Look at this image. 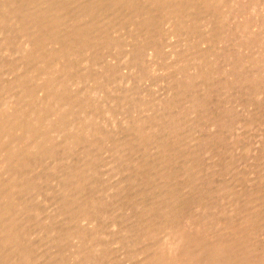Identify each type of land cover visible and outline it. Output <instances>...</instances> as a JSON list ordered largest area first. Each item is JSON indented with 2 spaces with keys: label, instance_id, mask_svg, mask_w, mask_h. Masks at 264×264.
I'll return each instance as SVG.
<instances>
[{
  "label": "rangeland",
  "instance_id": "obj_1",
  "mask_svg": "<svg viewBox=\"0 0 264 264\" xmlns=\"http://www.w3.org/2000/svg\"><path fill=\"white\" fill-rule=\"evenodd\" d=\"M26 1V2H25ZM18 0L16 3L15 2H13L14 3V5H11V8L12 9H14L15 8V10L17 9V12L19 11V10H22V12H20L19 11V13H23V11H24V9L23 8H26L27 6H26V4H28V1H30V0ZM32 1V0H31ZM40 1H42V0H33V2L35 3V2H37L36 3V6H35V8L38 6V5H40L37 9H42L43 10V16H42V20H43V23L42 22H29V20L28 21H26L25 19H28V16L30 15L29 14V12H25V13H23V15L21 16V17H19V16H15V15H11V16H9V17H7L6 18V22H4V21H2L1 19H3V18H1V15H0V33L2 32V33H4L3 34V36L4 37H2V35H0V42H1V40L3 39V40H5V42H9V44L10 45H7V43H6V45H7V48L8 47H11V48H8V49H6L5 47H6V45H5V42L4 41H2L3 42V44H1L0 43V45L2 46V47H0L1 48V50H0V61L2 62V61H4V63L5 64H3V62H2V64H1V62H0V71H1V76H0V99H1V101H0V109H1V111L3 110V109H5L4 111L5 112H3L2 114H9V113H12L13 111H12V108L13 107H15L16 109H20L19 107L22 105V107H21V109H27V108H29V106H27V108H26V99L24 98V94H23V89L21 88H18V89H16L15 87H18V86H16V83H20L22 80L24 81V80H26V81H24V83H25V89H27V91H28V89L30 88H32L33 86L34 87H37V88H34V90H33V88L30 90L29 89V92L30 91H32V93H30V95H31V97H30V101H32V99L35 97V98H37V99H33V101L32 102H30V103H32V105H31V107H34L35 106V104L34 103H36V104H38V105H36L34 108L36 109V108H38L40 105H39V103L41 102L40 101V99L42 100V98L40 97V92H38V90H40L41 89V87L42 86H40V85H43L44 83H45V79L44 78H42V76L40 77L39 75H40V71H39V69L40 68H42L43 66H39L40 65V63L43 65V63H44V65L46 66V68L48 67L47 66V62H48V60H47V58H44V56H43V58H40V59H38V58H36L35 56H30V55H28V54H25L26 53V51H27V48H26V46H27V44H22V43H27V41H28V39H27V36H30V35H32V33H33V31H34V33L37 31L36 29H38L42 24H43V26L40 28L41 30H44V31H49V30H53V29H58V30H61V31H70V27H71V30L72 29H80L81 27H84L85 29H87L86 30V32H88V33H91V34H94V33H97V34H95V36H93V38H91V41H92V43H91V41L88 43V45L89 44H91V46H88L87 47V49L86 48H82V51H81V55H83V57L81 56V55H79L80 56V62L78 63V66H77V74H78V71H79V74H80V72H81V76H83V75H87V77L85 76V78L84 79H82L80 82H78V83H76V87L77 88H75V87H73L74 85H72L71 86V88L69 89L70 90V93L72 94V95H76V94H80V95H76L77 97H78V102H77V105H78V107L81 105V106H83L82 108H81V106L78 108L77 107V105H76V107L75 108H77L76 109V112L78 111V109L79 110H81V113H79L80 111H78L77 113H75L77 116H80L79 118L81 119V117H82V119H84V121L83 120H79V122L81 123H79V126H77V127H80V125H81V128H84V131H83V129H82V131H81V128H77L75 131H72V130H70L69 131V129H68V127L66 128V126H65V129L63 130L62 129V127H60L61 129H62V132L60 131L61 129H57L58 130V132H54V134L53 133H51V136L53 137H50L49 138V141H47V142H44V144L46 145V146H44V144H43V148H45V147H47V148H45L46 150H49L52 146L54 147V145L56 144V142H57V144L56 145H58V147H56V145H55V147H54V149L56 150H50L51 152H52V155L51 154H48V155H44V154H37V153H34L33 155H32V153L33 152H35L34 150H32V153H30V148H31V144L33 145L34 143H35V141H36V139H37V137H34V139L33 138H30V144L29 143H27V145L28 146H30V148L28 147V146H26L27 148H25L24 146L25 145H23L22 146V151H21V154H20V156L23 154V152H25V149H26V151H27V149H28V152H26V153H24L23 154V156H24V159H28V162L30 163L31 162V165H29L28 167H22V171L24 172H22L21 171V173H22V175H25L26 176V179L28 180L29 178L28 177H30L31 176V178L30 179H32V181L34 182H32L33 184V186H32V190H29L28 191V198H27V193L25 194V193H21L19 196H17V198H19V200H18V204H19V206L21 205V204H23L22 202H24V204L22 205V206H24V207H21L22 209V211H26V209H27V214L28 215H30L29 217H28V215L26 214V213H24V212H22V211H20V210H15V212L14 213H16V214H14V218H16V217H18V218H16L15 219V221H17L16 222V231H17V233L19 232V233H21L20 231H22L21 229H23V233H24V230H25V235H24V237L22 236V239H24V241H22V242H13V243H11L10 245H8V246H5L6 248H5V250H7L6 252H5V254L7 253L8 255H9V257H8V255L5 257V255L4 256H2V257H0V264H7L8 262H9V260H10V262L8 263V264H12L11 262L13 261V264L15 263V264H22V262L24 263L25 261V263L24 264H26V263H29V261H30V263L29 264H38V263H40V261H41V263L40 264H47L48 262H50L49 264H59L60 262V264H74V262H75V264H76V261H77V264H86V260H87V258H88V264H97V262H98V264H140V263H142L143 261L142 260H144L149 254H152L151 252H153L152 250H153V248H155L159 243H162L163 241H164V233H162V232H160V231H162V230H164V229H167V228H170V227H168V226H165V225H163V224H166L167 222H169V223H176L177 225L179 224V222L181 221L180 219H183L181 222L183 223H180V224H182V225H180V227H179V225L177 226V227H179L180 229H185V227H186V229H187V231H186V229H185V231L183 232V234L185 235V234H187V236H189L190 234L188 233V232H193V234H197L198 233V228H197V226L195 225V224H192V223H194V221H196V220H193V219H195V218H193V216H197L195 213L197 212L196 210H198V208H196L195 207V205L196 206H199V205H202L203 203H206L205 204V206H204V204H203V207L206 209V208H208L209 207V202H211L212 200H217L216 199V197L219 199V197H220V199H222V201L220 202V199H219V201H218V205H221V206H219V208H221L223 205H224V201H225V203L227 202L228 203V201L229 202H237L236 203V205H234L233 206V204H232V207L234 208L235 206H238L237 208H238V211H237V209H236V207L233 209L232 207H230V208H228L227 207V205L228 204H226V209L228 210V211H232V213L229 215V214H227L228 213V211H226V222L224 221L223 222V224H221V225H219L220 226V228H219V226H217V227H213L212 226V224H211V226L215 229H213V228H211V229H213V230H211V229H208L209 230V233H207V234H209V235H214V237L212 236V238H211V236H207L206 235V237H205V235H204V233H206V231H202L201 232V234H200V232H199V234H197L196 236L197 237H199V241H201L202 239H203V242L204 243H207V242H205L206 240L208 241V244L211 242V244L213 243V244H216V242H218V240H220L222 237H223V239H226V241H227V243H232V245L231 244H228L229 246V249H228V251H227V253L225 252L224 254H228L229 253V255H232V261L233 262H237V257L234 259V256H233V253L235 252V250H236V252H238L239 251V254H240V256L238 255V254H236V253H234V254H236V255H238V258H240V260L238 261V263L239 262H241L242 260H245L246 259V261H248V262H251V263H254V264H264V235H262V234H264L263 232L264 231H260L261 229L262 230H264V185L263 184H260V182H258V181H261L262 179H264V87H262V86H264V74H263V70H264V62L262 63L261 62V64L259 65V64H257L256 66H254V64L252 65V64H249L250 62H244V59H242V58H249V59H253V60H258L259 58L260 59H263V58H261V57H264L263 55L262 56H260L261 54H263L264 52L261 50V52H257V51H259V50H254V52H255V54H252V52H250V51H248V50H246L245 48H243V45L242 46H239V45H235L234 44V42L233 41H229V40H226V43L225 42H223V41H216V39H214L215 37H217L216 36V34L214 35V36H212L211 37V35H213V33H215V32H213V30H215V28L216 29H218L220 26H218V22L220 21V23H219V25H222L221 24V22L222 23H224L223 24V26L224 25H226V23H227V25H226V29L227 28H230L229 26H230V24H231V22H232V24H231V26L233 25V27H235L236 25H238L241 21H243L242 19H240V21H239V19H238V21H237V18H236V20H234L236 23L238 22V24H236L234 21H232V19H235V18H233L234 17V11L235 10H237V9H235V8H232V9H230L229 10V8L227 9H222L220 12H222V14H223V12H225L226 13V17H227V12L228 11H230V12H228L229 14H228V16H230L232 13V15L230 16V17H222V19H221V17H218V18H220V19H217V17L215 16V18L213 17V15L212 14H210V15H206L205 17V19L203 18V13H201V12H203V10L204 9H206L205 10V12H209V8H204L203 10H199V12H200V15L202 16V17H199V19L200 18H203L202 19V21L201 20H199V19H197L196 17H197V13L195 14V15H191V11H195L196 9H198L199 7H201V5L203 4L201 1H199V0H197V1H193V2H190V0H188L189 1V3H193V4H191V6H195L194 8H193V10H189V11H187L186 13H185V17H183V19L185 20H187L188 22L189 21H191L192 20V18H194V16H195V20H197L198 22H196V21H194V22H196V24H192V23H194V22H192L191 24L193 25V29L191 28V26L189 27V28H191L190 30L192 31L191 33H189L190 32V30H183L182 28H178V27H175L174 25H171V27L172 28H170V26H169V24H167L166 22H165V25L166 26H164L163 24L164 23H162V25L164 26H161V23L159 24H157L156 25V27H155V31H152L151 32V34L149 35V33H147L148 31H146V29H145V26H144V28L141 26L142 24H143V21L144 20H146V19H148V18H146L147 16L146 15H144V16H140L141 18H138V19H140V20H137V19H135L136 21H135V24H133L134 23V21H133V23H132V26L134 25V26H136L135 28H133V27H131L130 26V28L132 29H130L129 28V30H128V25H127V20H126V22L124 21V18H122L123 20H121V16H123V17H126V14L128 15V13L127 12H129V10L127 9V12L125 11V9L124 8H122V7H117L116 6V8L114 7L115 5L113 4V0H101L103 3H102V5H101V3H97V2H99V0L97 1V0H95L93 3L91 2L92 0H88V2H87V0L85 1V0H78V2H80V3H78L76 0H74V2H73V0H68V1H66V0H57V1H55V0H45V2L47 1V3H44V2H40ZM100 1V2H101ZM106 1V2H105ZM142 1L143 0H139V4H141V5H143V3H142ZM188 1L186 2V0H182L181 1V3L182 4H188ZM192 1V0H191ZM247 1V0H246ZM242 2L241 4H247V2ZM259 1H260V3H259ZM257 0L256 1V4H255V8H254V13L250 16V18H253L254 17V19H250L251 20V22L253 23V24H260V22H262L264 19H262V18H264V17H261V18H259L260 16L258 15V14H262L264 11V6H263V9H262V7H261V5H263V3H264V0L262 1V0ZM20 2V3H19ZM49 2V3H48ZM56 2H59L60 3V6H63V16L65 17V18H63V20H61L60 22H58V23H56L55 24V22H54V24L53 23H50L49 22V20H50V18L52 17L51 15L52 14H55V12H54V6L55 7H58V4L56 3ZM71 2V3H70ZM81 2H83V5H81L82 3ZM85 2V3H84ZM88 4H87V3ZM96 2V3H95ZM184 2H186V3H184ZM196 2H198L197 4H196ZM73 3V4H72ZM104 3H108L107 4V6L106 7H104V5H106V4H104ZM199 3H202V4H199ZM236 2H234V6H237L236 4H235ZM45 4V5H44ZM50 4V5H49ZM75 4V5H74ZM78 5V7H81V8H78V7H76L77 5ZM85 4V5H84ZM99 6H98V5ZM195 4V5H194ZM199 4V5H198ZM252 5L254 4V3H251ZM261 4V5H260ZM24 5V6H23ZM69 5H70V7H69ZM71 5H72V7H71ZM74 5V6H73ZM79 5H81V6H79ZM91 5V7L93 8H96L98 11L97 12H100L101 11V13H97V12H95V13H93V17L91 16L90 18H88V19H86V20H82V21H79V16H78V14H79V11L82 9V8H87V7H89V6ZM112 5H113V7H112ZM260 7H259V6ZM10 6V5H9ZM42 6V7H41ZM198 6V8H196ZM257 6V7H256ZM90 7V8H91ZM98 7H99V9H100V7H101V9L99 10L98 9ZM103 7H104V9H103ZM110 7H111V9H110ZM204 6H202L201 8H199V9H202ZM69 8V9H68ZM105 8L107 9V10H105ZM119 8V9H118ZM155 8V7H154ZM154 8H151L150 7V10L148 9V11L151 13V10H153ZM196 8V9H195ZM261 8V9H260ZM34 9V8H33ZM75 9H77V10H75ZM109 9V10H108ZM195 9V10H194ZM233 9H234V11H233ZM51 10V11H50ZM69 10V11H68ZM118 10H121V12L123 11L124 13L123 14H125V16L124 15H122V13H120V12H118ZM223 10H225V11H223ZM228 10V11H227ZM262 12H261V11ZM28 11V10H27ZM30 11V10H29ZM66 11H68V12H66ZM105 12V13H103V12ZM107 11V12H106ZM108 11H110V12H108ZM112 11V12H111ZM114 11H116L115 13H114ZM154 11V13H151V14H149V15H152V14H155V10H153ZM152 11V12H153ZM197 11V10H196ZM227 11V12H226ZM233 11V12H232ZM259 11L261 12V13H259ZM48 12V13H47ZM51 12V13H50ZM65 12H66V14L68 13V16L65 14ZM70 12H72L71 14H70ZM191 12V13H190ZM198 12V11H197ZM232 12V13H231ZM110 13H111V17H110ZM195 13V12H194ZM207 13H205V14H207ZM225 13H224V15H225ZM231 13V14H230ZM235 13H236V11H235ZM66 16H65V15ZM157 14V13H156ZM258 16H257V15ZM76 15V16H75ZM103 15H106L105 17H107V20L106 19H104V17H103ZM114 15V16H113ZM116 15V16H115ZM121 15V16H120ZM129 15H130V12H129ZM128 15V16H129ZM189 15H190V17H189ZM211 15H212V17H213V19H211L212 17H211ZM253 15H256V17L255 16H253ZM262 15H264V13L262 14ZM75 16V17H74ZM100 16H102L100 19H99V17ZM110 18H109V17ZM187 16V17H186ZM189 17V18H188ZM209 17V18H208ZM258 17V18H257ZM10 18H11V20H10ZM12 18H16L15 20L14 19H12ZM48 18V19H47ZM97 18V19H96ZM119 18H120V20H119ZM144 18V19H143ZM232 18V19H231ZM65 19H67V20H65ZM115 19V20H114ZM118 19V20H117ZM208 19H209V24H208ZM226 19V21H224ZM228 19H230V20H228ZM260 19V20H259ZM17 20H19V21H17ZM25 20V21H24ZM95 20V21H94ZM103 20V21H102ZM111 20V21H110ZM114 20V21H113ZM183 20V21H184ZM186 20L184 21V22H186ZM194 20V19H193ZM207 21L206 23H204L203 24V22H205V21ZM216 20V21H215ZM257 20V21H256ZM262 20V21H261ZM2 21V22H1ZM14 22V23H10V22ZM21 21V22H20ZM46 21V22H45ZM121 21H124L123 22V26H122V23H121ZM137 21H140L139 23L137 22ZM200 21V22H199ZM216 22V24H214V22ZM230 21V22H229ZM260 21V22H259ZM23 22V23H22ZM26 22H28V27L27 26H24V24L26 23ZM66 22V23H65ZM234 22V23H233ZM4 23V24H3ZM6 23H7V25H6ZM10 23V24H9ZM41 25H40V24ZM46 23H47V25H46ZM50 23V24H49ZM60 23L62 24V25H60ZM63 23H64V26H63ZM98 23V24H97ZM111 23V24H110ZM138 23V24H137ZM141 23V24H140ZM197 23H200V24H198V26L196 27V25H197ZM211 23H213L212 25L214 26H212V25H210ZM16 24V25H15ZM18 24V25H17ZM39 24V25H38ZM70 24V26H68ZM89 26H88V25ZM190 24V25H191ZM228 24H229V26H228ZM9 25V26H8ZM45 25V26H44ZM51 25V26H50ZM78 25V26H77ZM84 25V26H83ZM117 25L119 26V27H117ZM129 25H131V24H129ZM138 25L140 26V27H138ZM189 25V24H188ZM202 25V26H201ZM207 25H208V27L209 28H211V29H207ZM215 25L217 26V27H215ZM235 25V26H234ZM263 25V24H262ZM261 25V26H262ZM48 26V27H47ZM128 26V27H127ZM161 28H160V27ZM200 26V27H199ZM206 26V27H205ZM211 26V27H210ZM19 27H20V29H19ZM32 27H33V29H32ZM38 27V28H37ZM44 27V28H43ZM58 27V28H57ZM60 27V28H59ZM112 27V28H111ZM197 29H196V28ZM205 27V28H204ZM222 27V26H221ZM233 27H231V28H233ZM18 28V29H17ZM36 28V29H35ZM69 28V29H68ZM84 28H83V30H84ZM114 28V29H113ZM122 30H121V29ZM124 28H125V31H124ZM173 28H175L176 30V32L173 30L172 31V29ZM194 28H195V30H194ZM201 28L202 29V34H201V29H200V31H198L199 29ZM203 28H204V31H203ZM214 28V29H213ZM5 29H7V30H5ZM28 29V30H27ZM32 29V30H31ZM35 29V30H34ZM134 29V30H133ZM138 29V30H137ZM154 29V28H153ZM162 31H161V30ZM181 29L183 30V32H181ZM10 30V31H9ZM116 30V31H115ZM120 30V31H119ZM136 30H137V33H136ZM140 30V31H139ZM147 30H150V29H147ZM160 32H159V31ZM180 32H179V31ZM221 30V28H219L218 29V31H220ZM264 30V28H262L261 29V31H263ZM23 31V32H22ZM24 31H27L26 33H25V35L26 36H24ZM112 31V32H111ZM129 31H135V32H133V33H131V32H129ZM142 31V32H141ZM144 31V32H143ZM188 32V33H185V32ZM216 32H217V30H215ZM9 32H11L10 34H9ZM20 32V33H19ZM30 32H31V34H30ZM85 32V33H86ZM157 32H159V34L157 33ZM162 32V34H160ZM173 32V33H172ZM178 32V33H177ZM193 32H195V33H193ZM199 32H200V34H199ZM210 32V33H209ZM260 32V31H259ZM258 32V33H259ZM1 33V34H2ZM15 34V33H17V35L15 34L14 35V38H13V35H11V34ZM22 33V35H20ZM128 33V34H127ZM146 33H147V36H146ZM157 33V36L158 37H156V34ZM176 33H177V35H176ZM180 33L181 34H183V37H182V35H180ZM199 34V36L201 37H199L198 36V34ZM203 33L205 34V36L203 35ZM212 33V34H211ZM219 33V32H218ZM109 34V35H108ZM126 34V35H125ZM131 34V35H130ZM140 34V35H139ZM145 34V35H144ZM185 34V35H184ZM187 34H189V35H187ZM194 34V38L192 37V35ZM263 34H264V31H263ZM6 35H9V36H6ZM11 35V36H10ZM100 35V36H99ZM142 35H144V36H142ZM151 35H153V36H155V38L157 39V42L155 41V38L153 37V36H151ZM197 37H196V36ZM202 35V36H201ZM259 35H262V32H260V34ZM17 36V37H16ZM103 36H105V38L103 37ZM108 36V37H107ZM129 36V37H128ZM133 36V37H132ZM178 36V37H177ZM182 38H180V37ZM187 36V37H186ZM189 36V37H188ZM209 36H210V39L211 40H214L215 42H217V43H213V41H211V40H209L208 39V41H207V39L205 38V37H208L209 38ZM6 37H7V40H6ZM9 37V38H8ZM26 37V38H25ZM99 37V38H98ZM139 37V38H138ZM142 37V38H141ZM154 39H153V38ZM185 37H186V39H185ZM196 37V38H195ZM198 37H199V39H198ZM205 38V40L207 41H205L204 40V38ZM12 38V39H11ZM18 38H20V40L18 39ZM50 38H53V37H50ZM98 38V39H97ZM101 38H103L102 40H101ZM107 38H109V39H107ZM132 38H135V40L134 39H132ZM160 38V39H159ZM178 38V39H177ZM184 38V39H183ZM213 38V39H212ZM8 39H11L12 41H8ZM14 39H15V41H14ZM93 39H94V41H93ZM142 39H144L143 40V42L141 41ZM149 39V40H148ZM187 39H189V40H187ZM202 39V40H201ZM16 40H18V41H16ZM27 40V41H26ZM54 39H51V40H46L47 42H46V44L47 45H45L44 47H45V49L47 50V51H49V52H51L50 51V49L54 52V54H57V53H55V51H58L59 50V48H60V43L57 41V42H55V41H53ZM57 40H58V38H57ZM101 40V41H100ZM134 40V41H133ZM150 40H152V42L153 41H155V42H153L154 44L156 43V44H158L159 46H157L156 44L154 45V44H149V43H146V42H151ZM159 40V41H158ZM199 40V41H198ZM203 41V42H201V41ZM20 41V42H19ZM53 42V44L51 43L50 44V42ZM98 41V42H97ZM111 41V42H110ZM114 41V42H113ZM142 43H140V42ZM181 41V42H180ZM183 41V42H182ZM187 41V42H186ZM213 43V45H211L212 43ZM228 41V42H227ZM14 42V43H13ZM96 42L98 43V47L96 46L97 44H96ZM108 42H110V43H115L114 44V46H112V48H111V46H109V47H102L104 44L106 45V43H108ZM178 42H180V43H178ZM185 42V43H184ZM208 42H210V44H208ZM222 44H221V43ZM231 42V43H230ZM57 43H58V46H57ZM102 43V44H101ZM146 43V45H144ZM13 44V45H12ZM93 44H95L94 46H92ZM101 44V45H100ZM217 44V45H216ZM219 44V45H218ZM3 45H5V46H3ZM26 45V46H25ZM51 45V46H50ZM56 45V46H55ZM99 45L101 46V49L99 48ZM14 46H15V48H14ZM26 48V49H24V47ZM50 48H49V47ZM154 46V47H153ZM92 47V48H91ZM94 47V48H93ZM97 47V48H96ZM150 47L151 48H154V51L152 52V50L153 49H150ZM156 47V48H155ZM160 47V48H159ZM226 47V48H225ZM5 48V49H4ZM20 48V49H19ZM56 48V49H55ZM215 48V49H214ZM2 49H4V50H2ZM18 49V50H17ZM58 49V50H57ZM92 49L93 50H97L98 49V57H94V55L92 56V54L90 55V51L89 50H91V52H92ZM99 49H100V51H99ZM103 49L105 50V51H103ZM144 49V50H143ZM157 49H160L159 51L157 50ZM209 49H211V50H209ZM23 50V51H22ZM107 50V51H106ZM146 50V51H145ZM20 51H22V52H20ZM86 51V52H85ZM136 51V52H135ZM145 51V52H144ZM208 51V52H207ZM212 53H211V52ZM216 51V52H215ZM84 52L87 54H84ZM159 52V53H158ZM202 52H204L205 54H207L208 55V57H207V55L205 56V54L204 55H202L203 53ZM215 52V53H214ZM83 53V54H82ZM88 53H89V56H88ZM151 53H154V54H151ZM174 53V54H173ZM202 53V54H201ZM211 55H210V54ZM22 54H24V55H22ZM158 54V55H157ZM200 54V55H199ZM213 54V55H212ZM226 54V55H225ZM26 55V56H25ZM153 55V56H152ZM201 55H202V57H201ZM210 55V56H209ZM223 55H225L224 57H223ZM251 55H253L252 57H251ZM255 55V56H254ZM258 55V56H257ZM31 57V58H28V57ZM101 56V57H100ZM103 56V57H102ZM199 56V57H198ZM221 56V57H220ZM227 56H229V59H228V57ZM230 56H231V58H230ZM23 57V58H22ZM25 57V58H24ZM87 57H88V59H93L95 62V64L97 65H95V67H93V65H94V63H93V60H89L88 61V59H87ZM94 57V58H93ZM127 57V58H126ZM203 59H201V58ZM204 57V58H203ZM207 57V58H206ZM210 57V58H209ZM217 57V60L215 59ZM223 57V58H222ZM251 57V58H250ZM254 57H255V59H254ZM257 57H259V58H257ZM21 58H22V60L23 61H21ZM96 58H98L97 60H96ZM100 58V59H99ZM197 58H199V59H197ZM37 59H38V61H37ZM43 59V60H42ZM87 60L86 62H85V60ZM202 61H201V60ZM205 59H207V61L205 60ZM230 59H232V60H230ZM241 59H242V61H241ZM251 59V60H252ZM259 59V60H260ZM30 60V61H29ZM41 60V61H40ZM52 60V61H51ZM50 61H49V65H50V67H51V64H52V68L54 69L55 67V69H54V73L58 70V67H57V62L56 61H54L53 59H51ZM82 60V61H81ZM100 60V61H99ZM205 60V61H204ZM226 60H228L229 62H231L232 61V63H230L229 64V62H228V64L229 65H227V62H226ZM256 60V61H257ZM17 61H20L19 63H21V65H22V63H23V65L21 66V69L19 70V69H17V70H14V72H16L17 74H14V72H13V68H14V66H15V69H16V67H17ZM31 61H35L33 64H31L32 62ZM54 61V62H53ZM92 61V62H91ZM98 61V62H97ZM198 61H200V63L198 62ZM203 61H204V63H203ZM210 62V64L213 66V67H211V66H209L210 64L209 63H206V62ZM223 61V62H222ZM225 61V62H224ZM235 61V63H236V65L237 66H240L239 65V63L240 62H244L245 64L244 65H242V67L241 68H239L238 69V67H236V65L233 63ZM237 61V62H236ZM239 61V62H238ZM246 61V60H245ZM263 61V60H262ZM7 62V63H6ZM14 62H17L16 63V65H15V63ZM26 62V63H25ZM28 62V63H27ZM83 62H85V64L83 63ZM88 62L90 63V64H88ZM192 63V65H189V64H191ZM8 63H9V65H10V63H11V65L10 66H8ZM14 63V64H13ZM18 63V66H20V64ZM51 63V64H50ZM87 63V64H86ZM199 63V65H197V64ZM215 63V64H214ZM226 63V64H225ZM238 63V64H237ZM246 63H248V64H246ZM12 64L14 65V66H12ZM24 64L25 65H27L26 67L24 66ZM28 64H29V66H28ZM36 64V65H35ZM39 64V65H38ZM53 64H54V67H53ZM82 64V65H81ZM207 64V65H206ZM224 64H225V66H224ZM241 64V63H240ZM263 64V66H261ZM1 65H2V67L4 68H1ZM32 65H34V67L32 66ZM187 66V68L189 67V69H187L186 68V66ZM195 65H197L196 66V68H194L195 67ZM214 65H216V66H214ZM235 67H234V66ZM246 65V66H245ZM248 65V66H247ZM251 65V66H250ZM5 66L7 67V68H5ZM30 66H32V67H30ZM140 66V67H139ZM190 66H192V67H190ZM198 66H199V68H201L202 70H200V71H205L206 70V68H204V66H206L207 68H209V67H211V68H213V69H216V70H220L221 71V73H222V71H223V69L225 70V71H223V73L221 74V73H219L220 71H215L216 72V74H214V70L213 69H210L209 71H211V74H210V79H209V77H208V75H205V74H208V69H207V73H203V76L205 77V80H204V83L206 82V81H208L209 83L207 84V85H210V86H212V87H209V86H205L204 84H203V80L201 79V78H199V77H197V74H196V70H197V68H198ZM200 66H203V68L202 67H200ZM219 68H218V67ZM232 66L235 68H232ZM29 67L32 69H35L36 67H37V72H38V75H37V73H36V70H29ZM79 67V68H78ZM216 67V68H215ZM250 67V68H249ZM259 67H261V69L259 68ZM11 68V69H10ZM22 68H27V69H22ZM39 68V69H38ZM52 68H50L51 70H53ZM93 68V69H92ZM132 68H134V69H132ZM146 68V69H145ZM191 68V69H190ZM193 68L195 69V70H193ZM221 68V69H220ZM230 68V69H229ZM258 68H259V70H258ZM57 69V70H56ZM145 69V70H144ZM237 69H238V71H237ZM250 69H251V72H250ZM252 69H253V71H252ZM22 70H24V71H22ZM90 70H92L91 72H90ZM106 70V71H105ZM110 70V71H109ZM113 70V71H112ZM116 70V71H115ZM190 72H192V74H187V73H190ZM229 70V73H231L230 75H227V74H229L227 71ZM261 70H262V72H261ZM12 71V72H11ZM18 71V72H17ZM86 72V74H84L83 72ZM109 71V72H108ZM183 71H187V73H185L184 72V74H183ZM235 71V72H234ZM257 73H256V72ZM260 73H259V72ZM31 72V73H30ZM112 72H114V73H112ZM198 72V71H197ZM212 72H213V75H212ZM226 72V77L225 76H223L224 75V73ZM233 72H234V74H233ZM238 72V73H237ZM26 73V74H25ZM35 74V76H33L34 74ZM53 73V74H54ZM57 74L56 75H53L54 77V79L53 80H58L59 79V71L58 72H56ZM89 73H90V75H89ZM105 73V74H104ZM108 73H111V75H113V76H111V75H108ZM141 73V74H140ZM181 73L183 74V75H185V78L188 76V77H190V79L191 78H193V79H191V80H195V82H193L192 81V84L193 85H195V86H191V88H190V86H189V88L187 89V88H185L184 87V90H183V88H181L180 86H178L177 84H178V82L181 80V78H183L184 76H182L181 75ZM193 73H195V74H193ZM218 73H219V76H218ZM246 73V74H245ZM254 73V75H251V74H253ZM256 73V74H255ZM262 73V74H261ZM21 74V75H20ZM23 74H25L24 76H25V78H24V76H23ZM31 74H33V75H31ZM107 74V75H106ZM232 74H233V76H232ZM235 74H237V76L235 75ZM244 74V75H243ZM248 74L250 75L249 77H251V79H253V78H255V80H252V81H249L250 83H248V81H246V76H248ZM12 75H13V77H12ZM21 76V79H20V82L19 81H17L16 79H18V78H16L17 76L20 78V76ZM37 75V76H36ZM106 75V76H105ZM196 75V76H195ZM216 75H217V77H216ZM257 75V76H256ZM258 75H259V77H258ZM42 78L41 80H40V78ZM142 76V77H141ZM192 76V77H191ZM197 78H195V77ZM215 76V77H214ZM222 76H223V78H222ZM241 76L243 77V78H245L244 80H242L241 79ZM22 77H23V79H22ZM26 77H28V79H26ZM29 77H33L34 79L35 78H38V79H35V81L32 79V81H30L31 80V78H29ZM110 77V78H109ZM112 77V78H111ZM212 77H214V79L211 81V79H212ZM224 77H225V79H226V81H225V79H224ZM236 77V78H235ZM258 77V78H257ZM261 77H263V78H261ZM13 78H15L13 81H14V83L12 82V79ZM96 78V79H95ZM218 78V79H217ZM89 79V80H88ZM112 79V80H111ZM131 79V80H130ZM178 79H180V80H178ZM208 79V80H207ZM215 79H217V80H219V81H216ZM222 79V80H221ZM232 79H235V80H232ZM237 79H240V83H239V80L237 81ZM259 81H258V80ZM260 79H262V80H260ZM17 82H16V81ZM19 80V79H18ZM30 81L29 83V87H27L28 86V82L27 81ZM130 80V81H129ZM176 80H178L177 81V83L175 82ZM191 80H189V82H191ZM210 80V81H209ZM215 80V81H214ZM232 80V81H231ZM34 81V82H33ZM42 81V83H40ZM84 81V82H83ZM196 81H197V84H196ZM214 81V82H213ZM221 81H223V82H228V84H230V85H228L227 83V85L230 87L231 86V88H229L227 85H226V92H225V94L224 93H222V92H218V90H219V85H221V83H223V82H221ZM245 81V82H244ZM12 82V84H10ZM32 82H33V84H32ZM107 82V83H106ZM217 82V83H216ZM230 82V83H229ZM234 82H236V88L233 86L232 87V85L234 84ZM238 82V83H237ZM242 82V83H241ZM255 82V83H254ZM9 83V84H8ZM104 83H106L105 85H103ZM174 83H175V85H174ZM200 83V84H199ZM231 83H233L232 85H231ZM248 83V84H247ZM261 83H263V85H261ZM6 86V89H3V90H7L8 89V86H10L9 88H12L10 91L12 92V94L11 95H8V94H6V91H4V96H3V90L1 89V88H5L4 87V85ZM78 84V85H77ZM199 84V85H198ZM217 84V85H216ZM238 84H240V85H238ZM241 84H242V86H241ZM245 84V87H243V85ZM253 84H254V86H255V88H252V86H253ZM256 84H257V86H256ZM260 85V87H261V89L260 88H258L259 87V85ZM8 85V86H7ZM15 87H14V86ZM18 85V84H17ZM103 85V86H102ZM200 85H204V86H201V87H203L204 88V90H203V88H201L200 87ZM246 85H247V87L249 88H247L246 87ZM252 85V86H251ZM213 86H216V87H214L213 88ZM219 86V87H218ZM253 86V87H254ZM176 87H180V89H178V90H176ZM198 87V88H197ZM206 87V88H205ZM210 88L211 89V91H212V89H213V92H209L210 91V89H208V90H206L207 88ZM239 87V88H238ZM242 87V88H241ZM38 88H40V89H38ZM83 88H85L84 90H85V92H84V90H82ZM202 90H201V89ZM215 88L217 89V90H215ZM233 88V89H232ZM235 88V89H234ZM241 88V89H240ZM247 88V89H246ZM250 88H252V90L254 91V93H251L250 94V91H252V90H250ZM14 89H15V93H14ZM36 89V90H35ZM78 89V90H77ZM182 89V90H181ZM187 89V90H186ZM190 89V90H189ZM192 89H194L195 91L193 92L192 91ZM196 89L199 91V89H200V91L198 92L197 91V93H196ZM239 89V90H238ZM258 89V90H257ZM22 92H21V91ZM74 90H77V93H76V91L74 92ZM80 90H82L83 91V93H85V95L83 94L82 95V92H80ZM95 90V91H94ZM179 90H181V91H183V92H179V95H178V91ZM229 90V91H228ZM244 90V91H243ZM246 90V91H245ZM249 90V91H248ZM257 90V91H256ZM73 91V92H72ZM92 91H94V93L92 92ZM185 91V92H184ZM206 91V92H205ZM209 92V95L207 94L208 92ZM242 91H243V94H241L242 93ZM248 91V92H247ZM252 91V92H253ZM255 91H256V93H255ZM262 93H261V92ZM34 92H36V93H34ZM80 92V93H79ZM87 92V93H86ZM88 92H90V94L88 93ZM135 92V93H134ZM228 92V93H227ZM246 92V93H245ZM258 92V93H257ZM2 93V94H1ZM33 93H34V95H33ZM125 93H127V94H125ZM131 93H133V94H131ZM184 93V94H183ZM215 93H222V94H220V95H218L217 94V97H215L216 96V94ZM245 93V94H244ZM248 93V94H247ZM259 93L261 94V95H259ZM15 94V95H14ZM16 94H20L19 96L18 95H16ZM92 94V95H91ZM134 94H135V96H134ZM183 94V95H182ZM197 94V95H196ZM205 94H207V95H205ZM213 94V95H212ZM214 94H215V96H214ZM246 94H247V98H246ZM250 94V95H249ZM253 94H255V95H253ZM256 94H258V96H261L260 97V100H259V97L257 98V95ZM5 95H6V97H5ZM34 97H33V96ZM90 97H89V96ZM126 95V96H125ZM184 95H186L185 97L186 98H184V99H182L183 97H184ZM205 95V96H204ZM245 95V96H244ZM252 95V96H251ZM3 98H2V97ZM9 96V97H8ZM12 96H15V97H12ZM23 96V97H22ZM88 96V97H87ZM182 96V97H181ZM187 96L189 97V98H187ZM203 96V97H202ZM207 96H208V99H207ZM209 96L211 97L210 99H209ZM222 96V97H221ZM250 96V97H249ZM4 97H5V99H4ZM8 97V98H7ZM17 97H20L19 99H21V100H18V98ZM23 99H22V98ZM43 97V96H42ZM80 97L82 98V100L80 99ZM87 97V98H86ZM93 97V98H92ZM202 97V98H201ZM205 97V98H204ZM212 97H213V99L214 98H220V100L218 99V100H213L212 99ZM250 99H249V98ZM256 97V98H255ZM10 98H12L11 99V101L13 102H16V100H14L15 98L18 100L17 102L19 103H17L16 102V104L17 105H14L15 103L13 102H11L10 101ZM89 98V99H88ZM90 98H92V99H94V101L92 100V99H90ZM197 98V100H198V103L200 102L201 104H202V106H199L200 105V103L199 104H197V106L196 105H194V106H191L189 103H192L193 101V103H197V100H195ZM203 98H204V100H203ZM3 99V100H2ZM6 99H7V101H6ZM9 99V100H8ZM84 99V100H83ZM187 99V100H186ZM188 99H192V100H189L188 101ZM199 99L201 100V101H199ZM213 100V101H210L211 102V104L209 103L208 105H210V106H206V102H207V100ZM256 99H258L257 101H255ZM38 100H39V103H38ZM89 100V101H88ZM121 100L123 101V103L121 102ZM254 100V101H253ZM25 101V103H23L22 104V102H24ZM35 101V102H34ZM84 101H87V102H89V103H86V102H84ZM91 101V102H90ZM96 101V102H95ZM128 101V102H127ZM134 101V102H133ZM196 101V102H195ZM205 103H204V102ZM251 101V102H250ZM81 102V103H80ZM83 102V103H82ZM94 102V103H93ZM122 104H121V103ZM132 102V103H131ZM151 102V103H150ZM171 102V104L170 105H168L169 103ZM173 102V103H172ZM176 102V103H175ZM179 102V103H178ZM203 102V103H202ZM253 102V103H252ZM78 103H80V104H78ZM86 103V104H85ZM93 103V104H92ZM95 103H97V104H95ZM126 103V104H125ZM128 103V104H127ZM134 103V104H133ZM187 104L188 106V108H187V110L191 107V109H189L190 111H187V110H185L186 108H185V104ZM2 104H4V105H2ZM21 104V105H20ZM82 104H84V105H82ZM87 104H89V105H87ZM95 104V105H94ZM101 104V105H100ZM131 104V105H130ZM151 104V105H150ZM174 104V105H173ZM176 104V105H175ZM181 104H183L184 105V108H181V107H183ZM12 105H14V106H12ZM86 105V106H85ZM93 105V106H92ZM100 105V106H99ZM103 105H104V107H103ZM160 105V110H159V108H158V106ZM181 105V106H180ZM7 106L9 107V108H7ZM42 106V105H41ZM41 106L37 109V110H34L33 108H31L32 110H34V111H32L33 113L32 114H35V116H37V117H39L40 119L41 118H44V122H46L47 121V123H51L52 121H50L51 119L53 120V122L51 123V125H53V124H55L56 125V118H55V116L54 117H52V113H50V111H49V113H50V117H52L51 119L50 118H46L45 117V115H46V113H48L47 111L46 112H44L43 111V109H44V106H42V108H41ZM87 107V108H89V106H91L89 109H84L85 107ZM95 106V107H94ZM96 106H97V108H96ZM143 106V107H142ZM146 106H148L147 107V109L145 108ZM153 106H154V108H153ZM157 106V107H156ZM176 106H177V108H176ZM179 106H180V108L182 109H180L179 108ZM196 106V107H195ZM205 106V107H204ZM6 107V108H5ZM129 107V108H128ZM152 107V108H151ZM155 107H156V110H155ZM163 107H164V109H163ZM193 107H195V108H193ZM99 108V109H98ZM102 108V109H101ZM133 108V109H132ZM157 108H158V110L160 111V112H158L157 111ZM9 109H11V111L9 110ZM41 109H42V111H41ZM94 109V110H93ZM181 111H179V110ZM183 109H184V112H183ZM85 110H87L88 112H86ZM91 110H93L94 112H96V113H94L93 111H91ZM99 110H100V112H99ZM222 110V111H221ZM10 111V112H9ZM37 111H40V112H37ZM84 111V112H83ZM98 111V112H97ZM178 111V112H177ZM190 112L189 114H184L185 112ZM42 112V113H41ZM45 114H44V113ZM93 114H91V113ZM104 112V113H103ZM221 112H223L222 114H220ZM1 113V112H0ZM83 113V114H82ZM86 113H88V114H86ZM98 113H99V117H98ZM225 113V114H224ZM41 114V115H40ZM80 114V115H79ZM89 114H90V116H89ZM181 114V115H180ZM221 116H220V115ZM86 116V118L88 119V120H86V118H83V117H85ZM88 115V116H87ZM96 115V116H95ZM218 115V116H217ZM34 116V115H33ZM33 116L32 117H30V119L32 118L33 119ZM34 116V117H35ZM48 116V115H47ZM73 117L72 118V121L73 120H75V121H78L77 119H78V117ZM92 116V117H91ZM223 116V117H222ZM224 116H226V117H224ZM227 116H229V117H227ZM90 117H91V119H90ZM146 117H147V119H146ZM217 117H221V121H222V123H221V121L220 120H218L219 118H217ZM37 119L36 117H35V119L34 120H36L37 119V121L38 120H40V119ZM75 118V119H74ZM77 118V119H76ZM93 118L95 119L94 120V122L92 121L93 120ZM98 118V119H97ZM140 118V119H139ZM142 118V119H141ZM145 118V119H144ZM164 119V118H166V119H164V120H162V122L163 123H161L160 125H159V123L161 122H159V119ZM173 118L175 119L174 121H173ZM223 118V119H222ZM224 118L225 119H227V121L226 120H224ZM48 119H50V120H48ZM70 120H71V118H69ZM134 119V120H133ZM144 119V120H143ZM160 119V120H161ZM168 119V120H167ZM170 119L172 120V123L170 124ZM231 121V122H229V120ZM42 120H40V123H42L41 121ZM55 120V121H54ZM70 120L68 121V124H71L72 123V121H71V123H70ZM85 120H86V124L84 123L85 122ZM137 120V121H136ZM142 120V121H141ZM150 120V121H149ZM157 120V121H156ZM167 120V121H166ZM49 121V122H48ZM92 123H90V122ZM130 123V125H128V122ZM140 121H141V123H140ZM153 122V125H154V128H157V126H158V128H157V130L156 129H154L153 130V128H147V127H145V126H147L148 124H147V122L149 123V124H151L152 122ZM156 121V122H155ZM218 121H219V124H223V125H219L218 124ZM224 121V122H223ZM232 121H233V123H232ZM158 122V123H157ZM164 122H166L167 123V125H166V123H165V126H163L164 125ZM168 122H169V125L170 126H168ZM228 122H229V124H228ZM257 122H258V124H257ZM95 123V124H94ZM137 123V124H136ZM248 123V124H247ZM250 123V124H249ZM259 123H260V125H259ZM84 124H85V126H84ZM140 126H139V125ZM142 124V125H141ZM158 124V125H157ZM193 124V125H192ZM194 124H196V125H194ZM216 124H218V125H216ZM225 124H227L228 125V127H227V125H225ZM42 124H40L39 126H36V129L38 130V132H40V133H38V135H40L41 133H43V129H45V126L44 125H42ZM67 125V124H66ZM87 125V126H86ZM92 125V126H91ZM96 127H94V126ZM127 125V126H126ZM145 125V126H144ZM152 125V124H151ZM152 125V126H153ZM225 125V126H224ZM250 125H252V126H250ZM259 125V126H258ZM82 126H84V127H82ZM134 127V129L132 128V127ZM149 127H151L150 125H148ZM168 126V127H167ZM176 126V127H175ZM179 126V127H178ZM91 127V128H90ZM129 127H130V129H129ZM147 128V129H149V130H147V129H145V128ZM166 128V130H165V128ZM174 127V128H173ZM178 127V128H177ZM196 127V128H195ZM250 127V128H249ZM64 128V127H63ZM87 128V129H86ZM139 128H144L147 132H148V136L150 137L149 139H147L145 136H143V137H141V138H139L138 139V137H137V135H136V133H135V131H136V129H139ZM159 128H161V129H159ZM172 128V130H168V129H171ZM191 128H192V130H191ZM79 129H80V131H79ZM89 129H91L90 131H89ZM92 129H94V130H92ZM132 129V130H131ZM143 129V130H144ZM173 129H177V131H175V132H173L174 130ZM194 129V130H193ZM36 130V131H37ZM43 130V131H42ZM96 130V131H95ZM98 130V131H97ZM152 132H151V131ZM156 130V131H155ZM161 130V131H160ZM163 130V131H162ZM76 131H78V132H76ZM87 131V134H85L84 135V133ZM157 131H160V132H162L163 133V136L165 137V138H163V136H162V138L163 139H159V136H160V132H158V133H160L159 135H158V133H157ZM164 131H166V132H164ZM169 131H170V134H169ZM45 132V131H44ZM73 133V132H75V133H73L74 135H71L70 133ZM84 132V133H83ZM91 132V133H90ZM154 132H155V134H154ZM172 132V133H171ZM216 132L219 134H217V135H215L216 134ZM58 133H60V134H58ZM62 133V134H61ZM64 133H66V134H64ZM82 135H81V134ZM135 133V134H134ZM153 133V134H152ZM53 134V135H52ZM65 136H64V135ZM67 134H68V136H67ZM75 134H77V135H75ZM88 134H90V135H88ZM93 134H96V135H93ZM134 134V135H133ZM151 134H152V139H151ZM167 134H169V135H167ZM172 134H175V135H172ZM177 134V135H176ZM215 136H214V135ZM42 135V134H41ZM60 135V136H59ZM66 137V139H67V137H68V139L66 140V139H64V140H62L61 141V143H63V141H64V143H66L65 141H70V139H74L73 141H75V142H73V144H72V149H70L71 147H69V149H68V146L66 147V150H68V151H64V150H61L62 149V147H63V149L65 148L64 147V145H62V144H60V142H58V141H60V139L59 138H61V139H63L64 137ZM71 135V136H70ZM92 135V137H90L92 140H97V141H95L94 140V142L93 141H89V143H91V144H89L88 143V140H86L85 138H87V136H88V139H89V136H91ZM98 135V136H97ZM57 136H58V138H57ZM73 136H74V138H73ZM75 136H80L79 138H76ZM81 136H84L83 138H84V140H81V139H83ZM95 136H97L98 137V139H96L95 138ZM134 136V137H133ZM158 136V137H157ZM167 136H171L170 138H169V140L167 139L168 137ZM211 136H213L214 138H217V139H214L213 137H211ZM221 136V138H219ZM56 137V138H55ZM131 137L133 138V140H135L136 142H134L133 140V142L130 140L131 139ZM136 137H137V139H136ZM223 137V138H222ZM36 138V139H35ZM80 139L79 141L81 142V143H77V142H79L78 140H76V139ZM142 138H143V141H145L146 140V142H143L144 144L145 143H147V140H148V147H147V145H146V147H145V145H144V147H143V144H142V141H139L140 139L142 140ZM146 138V139H145ZM33 141H32V140ZM50 139H52L53 140V142H52V140L50 141ZM91 139H89V140H91ZM156 139H158V140H156ZM167 139V141H165ZM212 139H213V141H212ZM221 139H224V140H222L223 142H221ZM55 140H56V142H55ZM86 140V141H85ZM131 141L130 143L129 142H126V141ZM151 140H153L152 142H151ZM157 142H156V141ZM217 140H219L218 142H217ZM32 141V142H31ZM37 141H39V140H37ZM36 141V142H37ZM155 141V142H154ZM161 141V142H160ZM164 141H165V143L167 144V147H166V144L164 143ZM169 141H170V144H169ZM172 141H174V143H175V145H174V143L172 142ZM49 142H50V144H49ZM52 142V143H51ZM87 142V143H86ZM138 142V143H137ZM163 142V143H162ZM168 142V143H167ZM176 142H177V144H178V150H177V144H176ZM39 143V142H38ZM46 143H48L49 144V146H48V144H46ZM54 143V144H53ZM63 143V144H64ZM125 143V144H124ZM127 143H128V145H127ZM134 143H137L140 147L139 148H137L138 146H137V144H134ZM152 143V144H151ZM159 143V144H158ZM173 143V144H172ZM75 144H77V145H75ZM80 144V145H79ZM93 144V145H92ZM95 144V145H94ZM122 144V145H121ZM124 144V145H123ZM133 146L132 148H131V146ZM135 146H137L136 147V149H135V147H134V145ZM153 144H155L156 146H157V148H156V146L154 145V147H155V149H154V147H153ZM161 144H163V145H161ZM169 144V145H168ZM51 145V146H50ZM73 145H75V146H73ZM119 145H121V147L119 146ZM127 145V146H126ZM163 148V152H162V150H161V147ZM181 147H180V146ZM62 146V147H61ZM160 147V153H162L161 154V156H160V153L158 152H156L157 151V149ZM175 146V147H174ZM50 147V148H49ZM61 147V154H63L62 156H63V159L61 158L62 156L59 154V152H60V150H59V148ZM75 147V148H74ZM153 147V148H152ZM166 147V148H165ZM168 147H170V148H168ZM181 149H180V148ZM185 147V148H184ZM57 148H58V150H57ZM129 148V149H128ZM141 148V149H140ZM142 148H143V150H147L148 148V151H146L145 153L143 152V150H142ZM145 148V149H144ZM173 149V151L172 152H170V149ZM24 149V150H23ZM51 149H53V148H51ZM137 149H139L138 151H137ZM175 149V150H174ZM156 150V151H155ZM158 150V151H159ZM166 150H169V151H166ZM57 151H58V154H57ZM66 152V153H64V152ZM175 151H177L176 153H175ZM53 152H56V153H54L53 154ZM68 152V153H67ZM143 152V153H142ZM166 152H167V154H166ZM168 152H169V154H168ZM30 153V154H29ZM85 153H88L87 155L85 154ZM89 153H90V155H89ZM155 153H157V154H155ZM66 154H68V155H66ZM85 154V155H84ZM165 154V157H163V155ZM174 154V155H173ZM42 155H44V156H42ZM60 157H59V156ZM93 157V158H95V157H97V158H95L96 160H97V164H96V161L94 162L93 160H91V158L89 157ZM97 155V156H96ZM157 157H156V156ZM191 155L193 156V157H196L195 158V160L193 159V157H191ZM22 156V157H23ZM26 156V157H25ZM28 156L31 158L32 156H34L35 158H33L32 160L30 159V158H28ZM38 157V160H37V157ZM49 157V159L47 158V157ZM51 156V157H50ZM54 156H58V157H54ZM150 156V157H149ZM153 156H155L156 157V159H154L155 157H153ZM160 156V157H159ZM166 156L168 157V156H171V157H168V159L166 158ZM187 156V157H186ZM189 156H190V160H188L189 159ZM64 157H69L68 159L66 158V159H64ZM87 157H88V159H87ZM149 157V158H148ZM161 157H163V163H161V161L159 162L158 161V158L159 159H161ZM41 158H42V160H41ZM53 158V159H52ZM60 158L62 159V160H66V162L64 161V163L60 160ZM86 158V159H85ZM167 159V161H170V158L172 159L171 161H173V163H171V161H170V163L169 164H167V162H166V159ZM193 159V161H192V159ZM14 159H16V158H14ZM26 159V160H27ZM37 161H36V160ZM46 159V160H45ZM58 159V160H60L59 162L58 161H56V160ZM86 161H85V160ZM151 159H154V163L155 164H152L153 162H152V160L150 161ZM175 159V160H174ZM187 159V160H186ZM30 160V161H29ZM33 160H35V162L37 163L38 162V165L33 161ZM39 160H40V162H39ZM53 160V161H52ZM55 160V161H54ZM33 161V162H32ZM71 161V162H70ZM189 161H190V163H189ZM192 161V162H191ZM41 162H43V163H41ZM54 163L55 162V164H54V166L55 167H53V165H52V163ZM70 162V163H69ZM81 162V164L82 163H84V164H82V166H85V168L84 167H82V166H80L79 165V163ZM89 162H91L92 163V165L89 163ZM188 162V163H187ZM41 163V164H40ZM67 163V164H66ZM164 163H166L165 165H164ZM36 165V167H35V165ZM47 164V165H46ZM63 164V165H62ZM68 164L70 165V166H68ZM86 164H87V166H88V164L90 165V167H86ZM95 164V166H93ZM43 165V166H42ZM50 166V167H46V168H43V167H45V166ZM79 166V167H77V166ZM162 165H164L163 166V169H162ZM33 166V167H32ZM38 166H40V167H38ZM57 166H61V167H58L57 168ZM63 166V167H62ZM67 166H68V168H67ZM72 166H74V167H72ZM166 166V167H165ZM30 167H32V168H34V170L31 168V170H30ZM53 167V168H52ZM91 167L93 168L94 167V169L92 170V172L91 171H89V169L91 170ZM27 168H29V169H27ZM43 168V169H42ZM49 168H50V170L52 171V172H50V170H49ZM54 168H55V170H54ZM66 168V169H65ZM71 168H73V170L71 169ZM76 168V169H75ZM80 169V172H79V169ZM86 168H87V170H86ZM164 168H166V170L164 169ZM27 171H25V170ZM36 169V170H35ZM45 169H47V173H46V170ZM58 169V170H57ZM61 169V170H60ZM82 169H83V171H82ZM86 170V172L88 171L89 172V174L90 175H88L86 172H85V170ZM156 169H159L160 170V172L159 171H157ZM43 170V171H42ZM45 170V171H44ZM64 170V171H63ZM77 170V171H76ZM30 171V172H29ZM34 171V172H33ZM48 171H49V173H48ZM62 171V172H61ZM74 171V172H73ZM155 171L157 172V173H160V175H161V177H162V173H163V177L164 178H160V175L159 174H157V173H155ZM162 171V172H161ZM25 172H26V174H25ZM29 172V173H28ZM31 172H32V174H31ZM64 172V173H63ZM65 172H67V173H65ZM72 172V174L70 175V173ZM77 172V173H76ZM79 172V173H78ZM84 172H85V175H84ZM165 172V173H164ZM27 173L28 174H31L30 176L28 175L27 176ZM43 173V174H42ZM73 173L75 174L74 176H73ZM92 173V174H91ZM167 173H169V174H167ZM172 173V174H171ZM42 174V175H41ZM79 174V175H78ZM84 175V176H81V178H83L82 180H87L86 182L88 183V182H91L92 183V185L94 184V186H92L91 185V183H86L85 184V182H83L82 180H81V178H80V175ZM157 174V175H156ZM166 174H167V177H165L166 176ZM33 175V176H32ZM46 176L47 177V179H46V177L44 176V177H42V179H41V176ZM48 175V176H47ZM88 175V177H89V179H88V177H85V176H87ZM91 175H92V177H93V175H94V177L92 178L91 177ZM165 175V176H164ZM175 175V176H174ZM38 176V177H37ZM62 178H61V177ZM157 176V177H156ZM172 176H174V177H172ZM36 179H35V178ZM40 177V178H39ZM64 177V178H63ZM66 177V178H65ZM73 177H75V178H73ZM77 177H78V179H80L81 180V182H80V180H79V182H80V184L79 185H83L82 187H81V189H82V192L80 193V194H77L76 196H78L77 198H76V196H74V195H70V196H68L66 193H65V190L67 189V187H68V185H67V183L68 184H70L71 185V181L73 182L74 180V182L73 183H78V179H77ZM159 177V178H158ZM211 177H213V178H211ZM44 178V179H43ZM49 178V179H48ZM61 178V179H60ZM68 178V179H67ZM73 178V180H71ZM171 178V179H170ZM172 178H175V181L172 179ZM257 178H262V179H257ZM28 180V181H31V180ZM34 179L37 181V179H39L38 181H37V184H36V181H34ZM46 179V181L45 182H43L42 180H45ZM60 179V180H59ZM67 179V180H66ZM92 179V180H91ZM257 179V180H256ZM69 180V181H68ZM206 180V181H205ZM211 181V180H215L214 181V185H212V182H209V181ZM42 181V182H41ZM59 181H61V182H59ZM62 181H63V183H62ZM65 181V182H64ZM68 181V182H67ZM204 181V182H203ZM257 181V182H256ZM82 182L85 184V185H87V186H84V184H82ZM171 182H173L172 184H171ZM205 182H207V184H205ZM264 181L262 180V182L261 183H263ZM38 183H40V184H38ZM43 183V184H42ZM45 183V184H44ZM66 183V184H65ZM72 183V184H73ZM177 183V185H175ZM202 183V184H201ZM203 183H204V189H202L201 188V185H203ZM216 183H217V186H216ZM224 183V184H223ZM228 183V184H227ZM255 183H257V184H255ZM34 184H36V186L34 185ZM171 186H170V185ZM225 184H226V186H225ZM254 184V185H253ZM261 185V186H258V185ZM38 185V186H37ZM39 185H41V186H39ZM90 185V186H89ZM209 185V186H208ZM210 185H212V187L214 188V187H216V188H218V190L217 189H213L212 188V190H211V188H208V187H210ZM65 187V189H63L64 191H62V187ZM67 186V187H66ZM171 188H169V187ZM174 186V187H173ZM206 186V187H205ZM221 186H223V188L221 187ZM256 186H258V188L256 187ZM33 187H35V189H33ZM39 187H40V189H39ZM84 187H85V189H86V187L88 188V190L86 189H84ZM92 187V188H91ZM251 187V188H250ZM260 187V188H259ZM43 188V189H42ZM93 188H94V190H93ZM166 188V189H165ZM173 188V189H172ZM175 188V189H174ZM206 188H208V189H206ZM222 188V189H221ZM230 188V189H229ZM254 188V189H253ZM198 189H199V191H198ZM223 190V191H221V190ZM37 190V191H36ZM85 190V191H84ZM163 190H166V191H173V193H172V195L173 196H175L176 198H178V200H179V211H178V214L177 213H171V216L170 215H168V217H166V218H173L174 217V219H176V220H179V221H172V220H174V219H166V222H165V220H163V218H159V216H160V214H157L158 212H159V210L157 211V209H159L160 207H161V205H160V207L159 206H157V204H160V203H164V202H161L160 200H162L163 201V199H166L167 200V195H166V192L164 191V193H163ZM201 190H202V193H204L205 191H207V190H209V191H207V192H205L204 193V195L201 193ZM204 190V191H203ZM213 192H211V191ZM248 190H249V192H248ZM253 190V191H252ZM256 191V193H257V190H258V193L257 194H255V191ZM31 191V192H30ZM62 191V192H61ZM195 191V192H194ZM196 191H197V193H196ZM218 192V195H216L217 194V192ZM226 191V192H225ZM252 191V194L254 193V195H255V197H254V195H249L250 194V192ZM33 192V193H32ZM34 192H39L38 194L37 193H34ZM85 192H86V194H85ZM160 192H162V193H160ZM175 192H176V194H175ZM179 192V193H178ZM199 192H200V194L202 195V197H201V195H199ZM209 192V193H208ZM216 192V194H214ZM219 192L221 193V194H219ZM224 192V193H223ZM228 192V193H227ZM248 192V193H247ZM64 194V195H61V194ZM83 193V196H80L81 194ZM92 193V194H91ZM160 193V194H159ZM181 193V195H180V197H182V199L178 196L179 194ZM194 193H195V195H194ZM36 194V195H35ZM44 194V195H43ZM85 194V195H84ZM90 194V195H89ZM157 194H159V196H157ZM198 194V195H197ZM205 194L207 195V197L205 196ZM208 194H210V196L208 195ZM227 194V198H224V197H226L225 195ZM243 194H244V196H243ZM247 194V195H246ZM21 195L23 196L24 195V197H21ZM32 195V196H31ZM59 195V196H58ZM87 195H89L88 197H87ZM92 195V196H91ZM123 195V196H122ZM162 195V199L160 198V196ZM214 195V196H213ZM246 195V196H245ZM31 196V197H30ZM37 196V197H36ZM55 196H57L56 198H55ZM62 196H64V197H62ZM84 196H86V197H84ZM94 196H95V198H94ZM173 196H170V198L172 199V200H174L173 198ZM198 196V199L196 198ZM204 196V197H203ZM216 196V197H215ZM250 197V199H252V200H250L249 199V197ZM256 196H257V198H256ZM30 197V198H29ZM35 198V200H34V198ZM59 197H61V199H64L65 200V202L67 203V205H68V207H67V205L66 206H64V207H66L65 209H61V208H63V206H61L62 204L63 205H65L64 203V200L62 201V200H60V198ZM75 197V199L77 200H79V202H80V204H79V202H78V200H77V202H76V200L75 199H73ZM90 197V198H89ZM155 197V198H154ZM165 197V198H164ZM233 197V198H232ZM244 197V198H243ZM245 197H247V200L245 199ZM21 198H22V201H21ZM23 198H24V201H23ZM57 198H59L58 200H57ZM72 198V199H71ZM85 198V199H84ZM90 199V200H92V202L90 201V200H88V199ZM98 198V202L100 201V200H103V201H101V202H97V199ZM157 198V199H156ZM160 198V199H159ZM194 198H195V200H198V201H195L194 202ZM203 198V199H202ZM232 198V199H231ZM27 199V200H26ZM31 199H33L32 201H31ZM70 199V200H69ZM80 199H83L82 201L84 202L85 201V203H81V200ZM155 199V200H154ZM181 199V200H180ZM210 199V201L208 202V200ZM107 200V201H106ZM120 200V201H119ZM157 200H159L160 202H158ZM201 200V201H200ZM207 201V202H205V201ZM246 202H245V201ZM61 201V202H60ZM75 203H77V204H75ZM89 201V202H88ZM95 201V202H94ZM105 201V204L103 203ZM157 201V202H156ZM186 201V205L184 204V202ZM189 201L190 202H192V205H189V204H191V203H189ZM244 201L245 202V204H247V206H245V204L244 203H242V202ZM249 201V202H248ZM27 202V203H26ZM32 203V205H31V203ZM33 202H35V204L33 203ZM60 202V203H59ZM63 202V203H62ZM73 202V204H70L71 206H69V203H72ZM90 202H91V204H90ZM93 202L95 203V204H98L97 206H95V204L93 205ZM169 202H171V201H169V199L167 200V203H169ZM61 204V205H59V204ZM86 203H88V205L90 206H88L87 207V204ZM142 205H141V204ZM143 203H145V204H143ZM154 203V204H153ZM155 203H157L156 205H155ZM172 203V202H171ZM181 203H183L182 205H180ZM187 203H189L188 205H187ZM200 203V204H199ZM221 203H223V205L221 204ZM234 203V204H235ZM249 203H250V205H249ZM256 203L257 204H259V208H261V210L260 209H258L257 207H254L255 205H256ZM262 203V204H261ZM26 204V205H25ZM29 204V205H28ZM79 204V205H78ZM83 204H85L84 206L87 208H85V207H83ZM104 204V206H105V208L103 207H101L102 205ZM140 204V205H139ZM238 204V205H237ZM254 206H253V205ZM58 205V206H57ZM75 205V206H74ZM77 205V206H76ZM82 205V206H81ZM101 205V206H100ZM139 205V206H138ZM151 206V205H153L154 207L156 206L157 207V209H153V206H151V207H146V206ZM208 205V206H207ZM249 205V206H248ZM34 206V208H31V207H33ZM74 206V207H73ZM93 206H95V207H93ZM188 207V208H186V210L185 211H187V212H185L184 211V207ZM195 207L194 209H196L195 211H194V209H192L191 207ZM207 206V207H206ZM240 206V207H239ZM242 206V207H241ZM254 207V208H256L257 210H259V211H256L254 208H252V207ZM256 206H258V205H256ZM28 207V208H27ZM38 207V208H37ZM57 207H59L60 208V210H59V208H57ZM79 207H82V208H79ZM91 207H92V210H95L96 211V209H97V213L95 212V211H92L91 210ZM101 208V210H100V208ZM137 207V208H136ZM159 207V208H158ZM180 207H182V209L180 208ZM246 207H247V209H246ZM26 208V209H25ZM57 208V209H56ZM70 208V209H69ZM95 208V209H94ZM140 208V209H139ZM145 208H146V210H145ZM151 208V209H150ZM189 208H191L189 211H188V209ZM243 208V209H242ZM29 209V210H28ZM32 211H31V210ZM35 209H38V210H35ZM75 209V210H74ZM82 211H81V210ZM83 209H85L84 211H83ZM121 209H125L124 211H120ZM153 209V210H152ZM240 209H241V211L244 213H241V211H240ZM248 209H252V210H248ZM56 210V211H55ZM72 210V211H71ZM88 210V211H87ZM103 210H104V212H103ZM140 210V212H138ZM145 210V211H144ZM151 211V212H147V211ZM183 210V211H182ZM233 210H234V212H238V214H239V216H242L241 218V221L239 220L240 219V217L237 219V217L236 218H234V217H232L233 215ZM254 210H255V212H254ZM18 212V214H17V212ZM57 211H59L60 212V215H59V213L57 214ZM74 211V212H73ZM75 211H76V213H75ZM77 211H78V213H77ZM89 211H92V212H95L94 214L92 213H90V215L88 214L89 213ZM100 211V212H99ZM120 211V212H119ZM142 211H144L143 213H142ZM155 211V212H154ZM240 211V212H239ZM260 211H261V213H260ZM20 212V213H19ZM21 212H22V214L23 215H21ZM29 212V213H28ZM33 213V216L31 215V213ZM54 212H55V215H53L52 216V214H54ZM65 212H67V213H65ZM71 212V213H70ZM73 212V213H72ZM81 212H82V217H80L81 216ZM83 212H84V215H85V217H84V215H83ZM87 212V213H86ZM122 212V213H121ZM153 212V213H152ZM179 212H181V213H179ZM191 212H192V214L193 215H191ZM195 212V213H194ZM236 212V213H237ZM259 212V216H257L258 213ZM34 213H37V214H34ZM65 213V214H64ZM70 213V214H69ZM101 213H103V214H101ZM136 213H141V216L139 215V214H136ZM147 213V214H146ZM152 213V214H151ZM187 213H188V215H189V213H190V215L189 216H187ZM236 213L234 214V215H236ZM50 214H51V216H50ZM79 215V217H78V215ZM88 214V215H87ZM96 214L98 215V216H96ZM101 214V215H100ZM151 215V217H153V219L149 216V215ZM155 214V215H154ZM172 214H174V215H172ZM177 214V215H176ZM182 214V215H181ZM184 214V215H183ZM195 214V215H194ZM238 214H237V216H238ZM249 215V217L248 218H253L254 219V221L252 220V219H248L246 216H248ZM250 214H251V216H250ZM16 215H18V216H16ZM63 215V216H62ZM65 215V216H64ZM66 215H67V217H66ZM93 215V216H92ZM132 215H136L135 217L134 216H132ZM147 217V216H149L148 218L149 219H147L146 218V220H145V216ZM157 215H158V218H155V216L157 217ZM178 215L180 216V217H178ZM245 215V216H244ZM256 215V216H255ZM262 215V216H261ZM19 216H21V217H19ZM35 216V217H34ZM60 216V217H59ZM62 216V217H61ZM71 216V217H70ZM73 216V217H72ZM74 216H75V218H74ZM101 216H103V217H101ZM105 216V217H104ZM139 216H140V218H139ZM170 216V217H169ZM183 216H186V217H191V218H189L190 220H189V224H187V222H185V219H184V217ZM229 216V218L227 219V217ZM262 218H261V217ZM27 217V218H26ZM31 217V218H30ZM50 217V218H49ZM52 217V218H51ZM55 217V218H54ZM64 217H66V218H64ZM86 217H88L87 219H86ZM92 217V218H91ZM97 217H100V218H103V219H100V218H97ZM176 217V218H175ZM178 217V218H177ZM232 217V218H231ZM257 217V218H256ZM22 220H21V219ZM25 220H24V219ZM38 218V219H37ZM73 218V220L72 221H74V223L75 224H73L72 226H71V224L73 223L72 221H71V219ZM79 220H78V219ZM135 218V219H134ZM154 218H155V220L157 219H159V220H161V223H162V225H161V223L160 224H158V225H156V226H154ZM243 218H245V219H243ZM247 218V219H246ZM27 219V220H26ZM36 220V221H34V220ZM68 219V220H67ZM84 219V220H83ZM91 219V220H90ZM98 221H97V220ZM233 219V220H232ZM236 219L237 220H239L240 221V224H237V223H239V221L236 223V222H234V220L236 221ZM30 220H32L33 222L32 223H34L33 225H35V224H37V225H35L36 226V228H37V230L35 229V227L34 226H32V225H30V223H29V221ZM39 221V223H37L38 221ZM90 220V221H89ZM94 220V221H93ZM135 220V221H134ZM147 220H151V221H148V222H146ZM168 220V221H167ZM193 220V222H190V221H192ZM228 220V221H227ZM230 220V221H229ZM245 221V220H247V221H245V222H243V221ZM252 220V222H254V223H252V222H250V221ZM256 220H258V221H256ZM22 223H21V222ZM26 221V222H25ZM64 221H65V223H64ZM79 221V222H78ZM144 221H145V223H144ZM234 222V224L232 223L231 224V222ZM249 221V222H248ZM27 222L29 223L27 226L25 225V224H27ZM62 222V223H61ZM94 222L96 223L95 225H94ZM104 222V223H103ZM149 222H151L150 224H148ZM156 222V221H155ZM229 222H230V225H229ZM247 222V223H246ZM260 222V223H259ZM262 222V223H261ZM18 223V224H17ZM31 223V224H32ZM40 223H41V226H39L40 225ZM64 223V224H63ZM79 224V226L80 227H78V224ZM134 223V224H133ZM186 223V224H185ZM224 223H226L225 225H224ZM241 223H242V225H243V223H244V225L246 226V225H248V224H250V225H248L247 227H245V226H243V229H245V230H247V233L245 234V233H243V229H241L242 228V225H241ZM24 224V225H23ZM56 225V226H54V225ZM64 225V226H66V229H64V226H62V225ZM103 224V225H102ZM147 224V225H146ZM153 226H152V225ZM19 225H22V226H19ZM58 225L60 226L59 228H58ZM70 225V226H69ZM151 225V226H150ZM184 225H185V227H184ZM189 225V226H188ZM21 227V229L19 228V227ZM25 226H26V229H24L25 228ZM30 228H29V227ZM31 226L33 227V228H31ZM49 226H52V227H54V228H50L49 229ZM99 227V228H96V227ZM210 226V227H211ZM221 226H222V228H221ZM227 226V227H226ZM230 226V227H229ZM23 227V228H22ZM41 227V228H40ZM56 227V228H55ZM78 227V228H77ZM183 227V228H182ZM245 227V228H244ZM256 227H258L259 229H257ZM29 228V230H27ZM47 229V231H46V233L48 234L49 233V235H45V231L44 230H46ZM62 228V229H61ZM68 228H69V231H67L66 232V230H68ZM73 228V229H72ZM83 228V229H82ZM90 228H93V229H90ZM175 228H176V225H175ZM193 229V230H190V229ZM219 228V229H218ZM225 228V229H224ZM227 228H229V229H227ZM247 228V229H246ZM261 228V229H260ZM18 229V230H17ZM34 230V232H33V230ZM41 229H43V231L41 230ZM53 229H55L54 231H52ZM59 231H58V230ZM82 229V230H81ZM90 229V230H89ZM96 229V230H95ZM103 229V230H102ZM150 230V229H154V231L156 232L155 234L156 235H152L151 237L150 236H148L147 235V232H146V230ZM189 229V230H188ZM200 229V228H199ZM218 231H217V230ZM237 229L239 230V231H237ZM252 229V230H251ZM255 229H257V230H259V231H257V230H255ZM27 230V231H26ZM32 230V231H31ZM49 230H51V231H49ZM71 230V231H70ZM86 230V231H85ZM95 230V231H94ZM157 230V231H156ZM211 230V231H210ZM220 230V231H219ZM234 230H235V232H234ZM253 230H254V232H253ZM29 231V232H28ZM37 231H40V232H37ZM56 231V232H55ZM60 231H62V232H64L63 234H62V232H60ZM75 233H73V232ZM79 234V238H80V236H81V234H80V232L81 231H83L84 233L83 234H85V232H86V235H87V237L89 238H87V240H85V237L82 239V240H80L79 238V241L78 240H76L77 239V237L75 238L74 236L77 234L76 232ZM102 231V232H101ZM158 231H159V234H157L158 233ZM197 231V232H196ZM201 231V230H200ZM212 231H213V233H212ZM217 231V233H214V232H216ZM250 231V232H249ZM257 231V232H256ZM59 232V233H58ZM68 232H69V235H68ZM71 232V233H70ZM103 232H104V234H103ZM185 232H187V233H185ZM191 232V233H192ZM195 232V233H194ZM222 232L224 233V236H225V238H224V236H223V234H222ZM227 232V233H226ZM233 232V233H232ZM238 234H237V233ZM239 232L240 233H242V234H244V235H242L243 237H241L240 235H239ZM246 232V231H245ZM259 232L261 233V234H259ZM31 233H33V234H31ZM38 233V234H37ZM39 233H40V235H39ZM55 233V234H54ZM56 233H58V234H60V235H57ZM72 233H73V236H72V240H71V238H70V234L72 235ZM89 233V234H88ZM143 233H145V235L146 236H143L144 234ZM212 233V234H211ZM235 233H236V235H235ZM252 233L254 234V235H252ZM259 234V235H255V234ZM31 234V235H30ZM66 234L69 236H66ZM78 234L76 235V236H78ZM92 234V235H91ZM96 234V235H95ZM203 234V235H202ZM216 234L218 235V236H216ZM226 234V235H225ZM248 234L251 236H248ZM20 234H17V236L18 237H20V238H18L17 239V241H21V235L19 236ZM28 235V236H27ZM46 237H45V236ZM55 236V238H56V240L58 241V243L56 242V240H55V238H54V236ZM89 235V236H88ZM99 235H101V236H103V237H101V236H99ZM204 237H202V236ZM238 235V236H237ZM248 237H247V236ZM49 236V237H48ZM51 236L54 238H51ZM57 236V237H56ZM61 236V237H60ZM93 236L95 237V238H98V239H94L93 238ZM98 236V237H97ZM221 236V238H218V237H220ZM232 236H234V237H232ZM254 236V237H253ZM28 239H26V238ZM29 237L31 238V239H29ZM58 237H60V238H58ZM68 237V238H67ZM92 239H91V238ZM146 239H145V238ZM196 237V238H197ZM239 237H241V238H239ZM49 238V239H48ZM53 239V240H51V239ZM62 238V239H61ZM64 238L66 239V241L64 240ZM75 238V239H74ZM103 238V239H102ZM206 238H209V240L208 239H206ZM229 238V239H228ZM230 238H232L231 240H230ZM248 238H250L251 240L250 241H248L249 239ZM46 239H48V240H46ZM70 239V240H69ZM102 241V243H101V241ZM172 239H174L173 237H172ZM172 239H170V240H172ZM214 239H217V240H215V243L213 242L214 241ZM242 239H244V241L242 240ZM246 239V240H245ZM30 240H31V242H30ZM55 240V241H54ZM83 240H85V241H83ZM99 240V241H98ZM231 242H230V241ZM238 240H239V242H238ZM241 240L243 241V244L244 245H242V244H240V245H238L237 243H240L241 242ZM46 241V242H45ZM47 241H49V242H47ZM52 241V242H51ZM61 243H60V242ZM175 240H172L171 242H174ZM246 241H248V243L246 242ZM254 241V242H253ZM51 242V243H50ZM66 242V243H65ZM79 242V243H78ZM84 242V243H83ZM99 242H100V244H99ZM170 242V241H169ZM170 242V243H171ZM250 242V243H249ZM14 243H17V244H14ZM19 243H21V245H23V246H20L19 245ZM23 243V244H22ZM28 243H30V244H28ZM32 243V244H31ZM49 243V244H48ZM53 243V244H52ZM55 243V244H54ZM64 243V244H63ZM80 245H78V244ZM83 243V244H82ZM95 243H96V245H95ZM104 243V245H101V244H103ZM158 243V244H157ZM169 243V244H170ZM233 243H235L236 245L235 246H233ZM24 244H28V245H25L24 246ZM50 245V247H48V245ZM81 244H82V246H81ZM155 244V245H154ZM246 244V245H245ZM256 244V245H255ZM13 245V246H12ZM15 245V246H14ZM32 245H34V247L32 246ZM57 245V246H56ZM85 245V246H84ZM86 245H87V247H89V248H87L86 247ZM93 245H95V246H93ZM153 245V246H152ZM191 245V244H190ZM237 245L238 246H241L242 248H240V247H237ZM248 245V246H247ZM251 245V246H250ZM258 245V248L257 247H255V246H257ZM10 246H12V248L10 247ZM16 246L18 247V248H16ZM27 246V247H26ZM29 246V247H28ZM37 246V247H36ZM60 246H61V249H60ZM84 246V247H83ZM149 246H150V250H149ZM230 246H232L233 248H236L234 251H230L231 249H233V248H231ZM7 247H9V248H7ZM26 247V248H25ZM33 249H32V248ZM80 247H83V248H80ZM91 247V248H90ZM96 247V249H94V248ZM97 247H98V249H99V252L103 249V251L101 252V255L100 256H102V253L104 254L102 257H100L99 255H96V254H99V252L97 251ZM100 247H103L102 249L100 248ZM107 247V248H106ZM148 247V250L146 249ZM247 249V251H250V252H246L245 251V249ZM255 247V248H254ZM14 248H16L18 251H16V249H15V251L13 250ZM23 248H25V250L23 249ZM27 248H28V250H27ZM30 248H31V250H32V252H31V250H30ZM38 248V249H37ZM53 250H52V249ZM56 248L57 249H59V251L57 250L56 251ZM75 248V249H74ZM78 248H80L79 250H78ZM85 248H87V250H92V249H94V251L96 252V254H95V252L93 251V252H88ZM231 248V249H230ZM252 248V249H251ZM21 249V250H20ZM22 249H23V251H25V252H29V254H31V255H33V256H31V255H29V257L27 256L28 255V253H27V255H24L26 258H21V257H23L22 255H23V253L21 254V252H22ZM37 250V253L38 254H36V255H34L35 253H36V250ZM50 249V250H49ZM106 249V250H105ZM152 249V250H151ZM258 250V251H256V253H254V251H252V250ZM261 250V252H260V250ZM4 250V247L2 248V247H0V251H1V253H3V251H5ZM10 250V251H9ZM14 252H13V251ZM30 250V251H29ZM35 250V251H34ZM39 250V251H38ZM48 252H47V251ZM84 250V251H83ZM35 253H34V252ZM53 251H54V253H53ZM80 252V253H78V252ZM81 251L83 252V253H81ZM13 252V253H12ZM17 252H18V254H17ZM20 252V253H19ZM51 252V253H50ZM62 252H64V253H62ZM74 252V253H73ZM86 252V253H85ZM145 252V253H144ZM150 252V253H149ZM173 252H176V251H173ZM251 252H253V253H251ZM258 252V253H257ZM10 253H11V255H10ZM16 255H15V254ZM57 253V254H56ZM70 253H72V255L70 254ZM78 253V254H77ZM85 253V254H84ZM208 253V254H207ZM20 254V255H19ZM25 254V253H24ZM40 254V255H39ZM45 254L47 255L46 257H45ZM49 254H51V255H57V257L55 258V256H51V255H49ZM64 254V255H63ZM77 255V256H73V255ZM82 255V256H78V255ZM93 254H95V255H93ZM105 254H107V257H106V255ZM179 254H181V252H179ZM243 256H242V255ZM248 254H250V255H248ZM2 255V254H1ZM0 255V256H1ZM14 255V256H13ZM19 257H18V256ZM48 255H49V257H48ZM85 255V256H84ZM93 256L94 258H95V260H94V258L93 259H89L91 256ZM173 255H175V253L173 254ZM178 255V254H177ZM177 255H175V256H177ZM247 255V256H246ZM253 255H255L254 256V258H253ZM259 255V256H258ZM40 258H39V257ZM41 256H43V257H41ZM68 256H69V258H68ZM104 256H105V258H104ZM145 256V257H144ZM201 257H197V259L199 260V261H204V259H206L208 256H209V252L208 251H206L205 253H203V254H201L200 255ZM202 256H203V258H202ZM205 256V257H204ZM207 256V257H206ZM223 256V255H222ZM222 256L221 257H219L218 259H220V258H222ZM245 256V257H244ZM256 256H258L257 257V259H256ZM13 258V259H11V258ZM15 257V258H14ZM16 257H18V258H16ZM27 257H28V259H27ZM32 257V258H31ZM35 257V258H34ZM61 257H62V259H61ZM70 257L72 258V259H75V261H73L72 259H70ZM75 257V258H74ZM79 257V258H78ZM99 257V258H98ZM242 257H244V259L242 258ZM252 257V258H251ZM5 258V261H3V262H6V263H2V260ZM8 258H10L9 260H8ZM42 258V259H41ZM45 258H47L46 260H45ZM68 260H67V259ZM86 258V259H85ZM92 258V257H91ZM143 258V259H142ZM173 258H176V257H173ZM202 258V259H201ZM226 258V256L223 258V259H225ZM6 259H7V261H6ZM26 259V260H25ZM32 260V262H31V260ZM36 259V261H34ZM44 259V260H43ZM51 259H53L52 261L49 260ZM79 259V260H78ZM81 259V260H80ZM97 259V260H96ZM100 259V260H99ZM101 259L103 260V261H101ZM105 259V260H104ZM196 259V260H197ZM237 259V260H236ZM254 259H256V260H254ZM20 260H21V262H20ZM27 260H28V262H27ZM66 260V261H65ZM72 260V261H71ZM82 260H83V262H82ZM14 261H16V262H14ZM33 261L35 262V263H33ZM43 261V262H42ZM59 261V262H58ZM65 261V262H64ZM81 262V263H78V262ZM93 261H94V263H93ZM140 261V262H139ZM85 262V263H84ZM101 262V263H100ZM135 262V263H134ZM137 262V263H136ZM186 263L188 262V261H185ZM185 262H183V264H185ZM190 263V262H189ZM189 263H187V264H189ZM181 264H182V262H181Z\"/></svg>",
  "mask_w": 264,
  "mask_h": 264
},
{
  "label": "bare ground",
  "instance_id": "obj_2",
  "mask_svg": "<svg viewBox=\"0 0 264 264\" xmlns=\"http://www.w3.org/2000/svg\"><path fill=\"white\" fill-rule=\"evenodd\" d=\"M18 0H0V15H1V18H3V19H1L2 21H4V22H6L7 20H6V18L7 17H9V16H11L12 14L13 15H15V16H19V17H21L22 15H23V13H25V12H29V16H28V19H25L26 21H28L29 20V22H42L43 23V20H42V16H43V10L42 9H37L40 5H38L36 8H35V6H36V3L37 2H33V0L31 1H28V4H26V8H23L24 9V11H23V13H19V11L20 12H22V10H19L18 12H17V9L15 10V8L14 9H12L11 8V5H14V3L13 2H17ZM21 1V0H20ZM25 1V0H24ZM50 1V0H49ZM55 1H57V0H55ZM64 1V0H63ZM66 1H68V0H66ZM70 1V0H69ZM77 2H78V0H76ZM80 1V0H79ZM82 1V0H81ZM86 1V0H85ZM95 0H92L91 2L93 3ZM98 1V0H97ZM101 0H99V2H97V3H101V5H102V1L100 2ZM104 1V0H103ZM107 1V0H106ZM105 1V2H106ZM110 1V0H109ZM181 1L182 0H143L142 1V3H143V5H141V4H139L140 2H139V0H113V4L115 5L114 7L116 8V6L117 7H122V8H124L125 9V11L127 12V9L129 10V12H130V15H129V12H127L128 13V15L126 14V17H123V16H121V20H123L122 18H124V21L126 22V20H127V25L129 26H127L128 27V30H129V28H130V26L131 27H133L132 26V23H133V21H134V23L133 24H135V19H137V20H140V19H138V18H141L142 16H144V15H146L147 17L146 18H148V19H146V20H144L143 21V24L141 25L143 28H144V26H145V29H146V31H148L147 33H149V35L151 34V32L152 31H155V27H156V25L159 23H161V26H166L165 25V22L167 23V24H169V26H170V28H172L171 27V25H174L175 27H178L179 29L180 28H182L183 30H190L191 28L193 29V25L194 24H196V22H198L197 20H195V16H194V18H192V22H194V21H196V22H194V23H192L191 21H187L186 19V22H184L185 20L183 19V17H185V13L187 12V11H189V10H193V8L195 7H193V6H191V4H193L194 2V0H190V2H193V3H189V1L188 0H186V2L188 1V4L186 3V2H184V3H186V4H182L181 3ZM195 1H197V0H195ZM199 1H201V0H199ZM246 0H202L201 2L203 3H199V4H202L201 5V7L202 6H204L202 9H199V8H201V7H199L198 8V6L196 7V8H198V9H194L195 11V13L193 12V11H191L190 13H191V15L193 14V15H195L196 13V15H197V19H199V17H202L201 15H200V12H199V10H203L204 8H209V12L207 13V12H205V10L206 9H204L203 10V12H201V13H203L204 15H203V18L205 19L206 17V15H210V14H212L213 15V17L215 18V16L217 17V19H220V18H218V17H221V19H222V17H226V13L225 12H223V14H222V12H220L222 9H228L229 8V10L230 9H232V8H235V9H237V10H235L236 11V13H235V11H234V9H233V11H234V17L233 18H235V19H232V21H234V20H236V18H237V21H238V19H239V21H240V19H242L243 21H241L239 24H238V22L236 23L235 21V23L236 24H238V25H234L235 27H233V25L231 26V24H232V22H231V24H230V26H229V24H228V26L230 27V28H227L226 29V25H227V23H226V25H224L223 26V24L224 23H222L221 22V24L222 25H219V23H220V21L218 22V26H220L219 28H221V30L220 31H218V29H216L215 28V30H217V32L215 31V30H213V32H215V33H213V35H211V37L212 36H214L215 34H216V36L217 37H215L214 39H216V41L218 40H220V41H223V42H225L226 43V40H229V41H233L234 42V44L235 45H239V46H242L243 45V48H245L246 50H248V51H250V52H252V54H255V52H254V50H259V51H257V52H261V50L264 52V34H263V31H261V29L262 28H264V20L262 21V22H260V24H253L252 22H251V20L252 19H254V17L253 18H250V16L254 13V6H255V4H256V1L257 0H247L246 2H247V4H241L242 2H245ZM259 1V0H258ZM263 1V0H262ZM26 2V1H25ZM40 2H44V3H47V1L45 2V0H42V1H40ZM73 2H74V0H73ZM87 2H88V0H87ZM86 2V3H87ZM90 2V1H89ZM88 2V3H89ZM108 2V1H107ZM234 2H236L235 4L237 5V6H234ZM20 3V2H19ZM49 3V2H48ZM57 4L59 3V2H56ZM71 3V2H70ZM78 3H80V2H78ZM82 4L81 5H83V2H81ZM85 3V2H84ZM87 3V4H88ZM96 3V2H95ZM198 2H196V4H197ZM251 3H254L253 5L251 4ZM259 3H260V1H259ZM38 4V3H37ZM73 4V3H72ZM104 4H106V5H104V7H106L107 6V4L108 3H104ZM198 4V5H199ZM10 5V6H9ZM45 5V4H44ZM50 5V4H49ZM75 5V4H74ZM73 5V6H74ZM77 5V4H76ZM81 5H79V6H81ZM85 5V4H84ZM98 5V4H97ZM195 5V4H194ZM261 5V4H260ZM24 6V5H23ZM89 6V5H88ZM99 6V5H98ZM103 6V5H102ZM259 6V5H258ZM263 6H264V3H263V5H261V7H262V9H263ZM42 7V6H41ZM69 7H70V5H69ZM71 7H72V5H71ZM76 7H78V5L76 6ZM91 7V5L89 6V7H87V8H82L80 11H79V14H78V16H79V21H82V20H86V19H88V18H90L91 16L93 17V13H95V12H97L98 10L96 9V8H90ZM104 7H103V9H104ZM112 7H113V5H112ZM113 7V8H114ZM150 7L151 8H154L153 10H155L156 12H155V14H152V15H149V14H151V13H154V11L153 10H151V13L148 11V9L150 10ZM257 7V6H256ZM260 7V6H259ZM34 8V9H33ZM78 8H81V7H78ZM112 8V9H113ZM54 12H55V14H52L51 16V18H50V20H49V22L50 23H53L54 24V22H55V24L56 23H58V22H60L61 20H63V18H65L64 16H63V6H60V3L58 4V7H55L54 6ZM69 9V8H68ZM98 9H99V7H98ZM100 9H101V7H100ZM99 9V10H100ZM110 9H111V7H110ZM111 9V10H112ZM119 9V8H118ZM261 9V8H260ZM28 10V11H27ZM30 10V11H29ZM75 10H77V9H75ZM105 10H107L106 8H105ZM109 10V9H108ZM114 10V9H113ZM51 11V10H50ZM69 11V10H68ZM68 11H66V12H68ZM95 11V12H94ZM124 11V10H123ZM121 12V10H118V12H120V13H122V15H124L125 16V14H123L124 12ZM153 11V12H152ZM207 11V10H206ZM223 11H225V10H223ZM228 11V10H227ZM226 11V12H227ZM231 11V10H230ZM230 11H228V12H230ZM232 11V12H233ZM261 11V10H260ZM259 11V13H261ZM264 11V10H263ZM66 12H65V14H66ZM103 12V11H102ZM107 12V11H106ZM108 12H110V11H108ZM112 12V11H111ZM116 11H114V13H115ZM227 12V17H230V16H228V13ZM48 13V12H47ZM51 13V12H50ZM72 12H70V14H71ZM98 14L99 13H101V11L100 12H97ZM103 13H105V12H103ZM117 13V12H116ZM157 13V14H156ZM205 13H207V14H205ZM224 13H225V15H224ZM264 13V12H263ZM262 13V14H263ZM64 14V15H65ZM187 14V13H186ZM260 15V14H258L260 17L259 18H261V17H264V15ZM67 16H68V13L66 14ZM65 15V16H66ZM212 15H211V17H212ZM257 15V14H256ZM256 15H253V16H255L256 17ZM257 15V16H258ZM76 16V15H75ZM74 16V17H75ZM106 15H103V17H104V19H106L107 20V17H105ZM114 16V15H113ZM116 16V15H115ZM141 16V17H140ZM199 16V17H198ZM233 16V15H232ZM102 16H100L99 17V19L101 18ZM109 17V16H108ZM110 17H111V13H110ZM109 17V18H110ZM138 17V18H137ZM187 17V16H186ZM189 17H190V15H189ZM188 17V18H189ZM213 17L211 18V19H213ZM226 17V18H227ZM191 18V17H190ZM203 18H200L199 20H201L202 21V19ZM209 18V17H208ZM258 18V17H257ZM12 19H14V18H12ZM16 19V18H15ZM14 19V20H15ZM48 19V18H47ZM97 19V18H96ZM144 19V18H143ZM194 19V20H193ZM251 19V20H250ZM262 19H264V18H262ZM6 20V21H5ZM10 20H11V18H10ZM24 20V21H25ZM65 20H67V19H65ZM115 20V19H114ZM113 20V21H114ZM118 20V19H117ZM119 20H120V18H119ZM184 20V21H183ZM228 20H230V19H228ZM255 20V19H254ZM260 20V19H259ZM1 21V22H2ZM17 21H19V20H17ZM95 21V20H94ZM103 21V20H102ZM111 21V20H110ZM124 21H121V23H122V26H123V22ZM205 21V20H204ZM216 21V20H215ZM224 21H226V19L224 20ZM231 21V20H230ZM229 21V22H230ZM257 21V20H256ZM21 22V21H20ZM46 22V21H45ZM138 23L140 22V21H137ZM200 22V21H199ZM207 21H205V22H203V24L204 23H206ZM209 19H208V24H209ZM214 22V21H213ZM233 22V23H234ZM10 23H14V22H10ZM9 23V24H10ZM23 23V22H22ZM49 23V24H50ZM66 23V22H65ZM137 23V24H138ZM162 23H164L163 25H162ZM193 25H192V24ZM4 24V23H3ZM28 22H26L25 24H24V26H27L28 27ZM40 24V23H39ZM38 24V25H39ZM98 24V23H97ZM111 24V23H110ZM129 24H131V25H129ZM141 24V23H140ZM189 24V25H188ZM191 24V25H190ZM198 24H200V23H197V25H196V27L198 26ZM207 24V23H206ZM213 23H211L210 25H212ZM214 24H216V22H214ZM213 24V25H214ZM263 24V25H262ZM6 25H7V23H6ZM16 25V24H15ZM18 25V24H17ZM41 25V24H40ZM46 25H47V23H46ZM60 25H62L61 23H60ZM88 25V24H87ZM212 25V26H213ZM217 25V24H216ZM215 25V27H217ZM262 25V26H261ZM1 26V25H0ZM9 26V25H8ZM43 26V24L38 28V29H36L37 31L34 33V31H33V33H32V35H30V36H27V39H28V41H27V43H22V44H27V46H26V48H27V51H26V53L25 54H28V55H30V56H35L36 58H38V59H40V58H43V56H44V58H47V60H48V62H47V68H46V66L44 65V63H43V65L40 63V65L39 66H43L42 68H38L39 69V73H40V77L42 76V78H44L45 79V83L43 84V85H40V86H42L41 87V89L40 88H38V89H40V90H38V92H40V97L42 98V100L40 99V103H39V100H38V103H39V105L41 106H44V109H43V111L44 112H48V113H46V115H45V117L47 118H52V117H54L55 116V118H56V125L55 124H53V125H51V123L53 122V120L51 119H48V120H50V121H52L51 123H47V121L46 122H44L43 120H44V118H39V117H37V116H35V114H32L33 112L32 111H34V110H37L38 108H34L36 105H38V104H36V103H34L35 104V106L34 107H31V105H32V103H30V102H32L33 101V99L35 98L34 96V93H36V92H34L33 93V99H32V101H30L31 99H30V97H31V95H30V93H32V91L34 90V88H37V87H32L33 88V90L32 91H30L29 92V89H28V91H27V89H25V83H24V81H26V80H22L21 82H20V79H21V74L19 75L20 76V78L17 76L16 78H18V79H16L17 81H19L20 83H16V86H18V87H15L14 85V87L16 88V89H18V88H22L23 89V94H24V98L26 99L25 101H26V108H27V106H29V108H27V109H21V107H22V105L19 107L20 109H16L15 107H13L12 108V113H9V114H2L3 112H5L4 110L5 109H3L2 111H1V109H0V247H4V250H5V246H8V245H10L11 243H13V242H22V241H24V239H22V236L24 237V233H25V230H24V233H23V229H21V227H19V226H22V225H19L18 227L22 230V231H20L21 233H17V231H16V222L17 221H15V219L16 218H18V217H16V218H14V214H16V213H14L15 212V210L17 209V210H20V211H22L23 209L21 208V207H24V206H22L23 204H24V202H22L23 204H21L20 206H19V204L17 203L18 202V200H19V198H17V196H19L21 193H27V198H28V191L29 190H32V184L34 183L33 181H32V179H30L31 178V174H32V172H31V174H28L27 173V176L29 175L30 177H28L31 181H28L27 179H26V176L25 175H22V173H21V171H22V167H28L29 165H31V162L29 163L28 162V159L26 160V159H24V156H23V154L24 153H26V152H28V149H27V151H26V149H25V152H23V154L20 156V154H21V149H22V146L23 145H25L24 147L25 148H27L26 146H28L27 145V143H29L30 142V138H33L34 139V137H37V139H36V141L37 140H39V141H35V143L32 145L31 144V148H30V146H28L29 148H30V153H32V150H34L35 152H33L32 153V155L34 154V153H37V154H44V155H48V154H51L52 155V150H55L54 149V147H55V145L57 144V142H56V140H55V142H56V144L54 145V147L52 146L51 148H53V149H51L50 147V149L49 150H46L45 148H47V147H45V148H43L44 146H46L45 144H44V142H47V141H49V138L50 137H52L51 136V133H53L54 134V132L59 128V129H61L60 127H62V129L64 130L65 129V126H66V128L68 127V129H69V131L70 130H72V131H75L77 128H81V125H80V127H77V126H79V120H83L84 121V119H82V117H81V119L79 118L80 116H77L75 113H77L78 111H80L79 113H81V110H79L78 109V111L76 112V109L77 108H75L76 107V105H77V102H78V97L76 96V95H80V94H76V95H72L71 93H70V88H71V86L72 85H74L73 87H75V88H77L75 85H76V83H78V82H80L82 79H84L85 78V76L87 77V75H83V76H81L80 74H81V72H80V74H79V71H78V74H77V66H78V63L80 62V56L79 55H81V51H82V48H86L87 49V47L88 46H91V44H89L88 45V43L91 41V38H93V36H95V34H97V33H94V34H91V33H88V32H86V30L87 29H85L84 27H81L80 29H72L71 30V27H70V31H61V30H58V29H53V30H49V31H44V30H41L40 28ZM45 26V25H44ZM51 26V25H50ZM63 26H64V23H63ZM68 26H70V24L68 25ZM78 26V25H77ZM84 26V25H83ZM89 26V25H88ZM163 26V27H164ZM191 26V28H189ZM202 26V25H201ZM222 26V27H221ZM48 27V26H47ZM117 27H119L118 25H117ZM124 27V26H123ZM136 26H134L133 28H135ZM138 27H140L139 25H138ZM160 27V26H159ZM195 27V28H196ZM200 27V26H199ZM206 27V26H205ZM204 27V28H205ZM211 27V26H210ZM214 27V26H213ZM231 27H233V28H231ZM44 28V27H43ZM58 28V27H57ZM60 28V27H59ZM83 28H84V30H83ZM112 28V27H111ZM154 28V29H153ZM161 28V27H160ZM195 28H194V30H195ZM204 28H203V31H204ZM209 27H208V25H207V29H208ZM212 28V27H211ZM211 28H209V29H211ZM18 29V28H17ZM19 29H20V27H19ZM32 29H33V27H32ZM31 29V30H32ZM34 29V30H35ZM69 29V28H68ZM114 29V28H113ZM121 29V28H120ZM123 29V28H122ZM121 29V30H122ZM131 29V28H130ZM147 29H150V30H147ZM181 29V32H183V30ZM197 29V28H196ZM199 29V28H198ZM201 29V28H200ZM200 29L198 30V31H200ZM214 29V28H213ZM5 30H7V29H5ZM21 30V29H20ZM28 30V29H27ZM132 30V29H131ZM134 30V29H133ZM138 30V29H137ZM137 30H136V33H137ZM161 30V29H160ZM175 31L176 29L175 28H173L172 29V31ZM8 31V30H7ZM10 31V30H9ZM116 31V30H115ZM120 31V30H119ZM124 31H125V28H124ZM140 31V30H139ZM159 31V30H158ZM162 31V30H161ZM179 31V30H178ZM193 31V30H192ZM191 30H190V32L189 33H191L192 32ZM262 32V35H259L260 34V32ZM23 32V31H22ZM27 31H24V36H26L25 35V33H26ZM86 32V33H85ZM112 32V31H111ZM129 32H131V33H133V32H135V31H129ZM142 32V31H141ZM144 32V31H143ZM160 32V31H159ZM159 32H157L158 34H159ZM176 32V31H175ZM180 32V31H179ZM219 32V33H218ZM259 32V33H258ZM2 33V32H1ZM0 33V35H2V37H4L3 36V34L4 33H2L1 34ZM11 32H9V34H10ZM20 33V32H19ZM147 33H146V36H147ZM153 33V32H152ZM157 33L155 34L156 35V37H158L157 36ZM173 33V32H172ZM178 33V32H177ZM177 33H176V35H177ZM185 33H188L187 31L185 32ZM193 33H195V32H193ZM210 33V32H209ZM16 35H17V33H15ZM14 33L13 34H11V35H13V38H14V35H15ZM30 34H31V32H30ZM128 34V33H127ZM154 34V33H153ZM160 34H162V32L160 33ZM198 34V33H197ZM199 34H200V32H199ZM199 34H198V36H199ZM201 34H202V29H201ZM212 34V33H211ZM5 35V34H4ZM10 35V36H11ZM20 35H22V33L20 34ZM109 35V34H108ZM126 35V34H125ZM131 35V34H130ZM140 35V34H139ZM145 35V34H144ZM144 35H142V36H144ZM148 35V36H149ZM180 35H182V37H183V34H181L180 33ZM185 35V34H184ZM187 35H189V34H187ZM203 35L205 36V34L203 33ZM6 36H9V35H6ZM100 36V35H99ZM147 36V37H148ZM151 36H153V35H151ZM190 36V35H189ZM188 36V37H189ZM194 36V34L192 35V37ZM196 36V35H195ZM202 36V35H201ZM17 37V36H16ZM50 37H53V38H50ZM104 38H105V36H103ZM108 37V36H107ZM129 37V36H128ZM133 37V36H132ZM154 38H155V36H153ZM152 37V38H153ZM160 37V36H159ZM178 37V36H177ZM180 37V36H179ZM187 37V36H186ZM186 37H185V39H186ZM197 37V36H196ZM195 37V38H196ZM200 37V36H199ZM199 37H198V39H199ZM9 38V37H8ZM26 38V37H25ZM57 38H58V40H57ZM99 38V37H98ZM97 38V39H98ZM139 38V37H138ZM142 38V37H141ZM153 38V39H154ZM181 38V37H180ZM194 38V37H193ZM201 38V37H200ZM204 38V37H203ZM206 39H207V41H208V39L209 40H211L210 39V36H209V38L208 37H205ZM205 38H204V40H205ZM12 39V38H11ZM11 39H8V41L10 40V41H12ZM19 40H20V38H18ZM51 39H54L53 41H55V42H59L60 43V48H59V50L58 51H55V53H57V54H54V52L50 49V51L51 52H49V51H47L46 49H45V45H47L46 44V42L48 41V40H51ZM103 38H101V40H102ZM107 39H109V38H107ZM132 39H134L135 40V38H132ZM160 39V38H159ZM178 39V38H177ZM182 39V38H181ZM184 39V38H183ZM213 39V38H212ZM6 40H7V37H6ZM22 40V39H21ZM20 40V41H21ZM47 40V41H46ZM100 40V41H101ZM133 40V41H134ZM141 40V39H140ZM143 40L144 39H142L141 41L143 42ZM149 40V39H148ZM187 40H189V39H187ZM202 40V39H201ZM200 40V41H201ZM203 40V41H204ZM2 41H4L5 42V40H1V44H3V42ZM14 41H15V39H14ZM16 41H18V40H16ZM19 41V42H20ZM93 41H94V39H93ZM151 42H146V43H149V44H154L153 42H157V39L155 38V41H153L152 42V40H150ZM159 41V40H158ZM199 41V40H198ZM203 41H201V42H203ZM206 41V40H205ZM206 41V42H207ZM211 41H213V43L215 42L214 40H211ZM210 41V42H211ZM98 42V41H97ZM96 42V46L98 47V43ZM111 42V41H110ZM110 42H108V43H106V45L104 44L102 47H109V46H111V48H112V46H114V44L115 43H110ZM114 42V41H113ZM140 42V41H139ZM181 42V41H180ZM180 42H178V43H180ZM183 42V41H182ZM187 42V41H186ZM210 42H208V44H210ZM228 42V41H227ZM6 43L7 42H5V45H6ZM14 43V42H13ZM48 43V42H47ZM53 44V42L51 41L50 42V44ZM91 43H92V41H91ZM141 43V42H140ZM146 43L144 44V45H146ZM185 43V42H184ZM212 43V42H211ZM213 43L211 44V45H213ZM215 43H217V42H215ZM214 43V44H215ZM221 43V42H220ZM231 43V42H230ZM102 44V43H101ZM100 44V45H101ZM142 44V43H141ZM151 44V45H152ZM156 44V43H155ZM154 44V45H155ZM222 44V43H221ZM5 45H3V46H5ZM7 45H10L9 44V42L7 43ZM7 45H6V49H8V48H11V47H8L7 48ZM13 45V44H12ZM95 44H93L92 46H94ZM99 45V48L101 49V46ZM157 46H159L158 44H156ZM217 45V44H216ZM219 45V44H218ZM51 46V45H50ZM56 46V45H55ZM57 46H58V43H57ZM147 46V45H146ZM0 47H2L1 45H0ZM24 47V46H23ZM49 47V46H48ZM95 47V46H94ZM93 47V48H94ZM96 47V48H97ZM154 47V46H153ZM4 48V49H5ZM14 48H15V46H14ZM25 47H24V49H26ZM50 48V47H49ZM89 48V47H88ZM92 48V47H91ZM156 48V47H155ZM160 48V47H159ZM226 48V47H225ZM4 49H2V50H4ZM20 49V48H19ZM56 49V48H55ZM100 49H99V51H100ZM150 49H153L152 50V52L154 51V48H151L150 47ZM215 49V48H214ZM0 50H1V48H0ZM18 50V49H17ZM102 50V49H101ZM144 50V49H143ZM158 51L160 50V49H157ZM209 50H211V49H209ZM23 51V50H22ZM22 51H20V52H22ZM90 51V55L92 54V56L94 55V57H98V49L97 50H93L92 49V52H91V50H89ZM103 51H105L104 49H103ZM107 51V50H106ZM146 51V50H145ZM144 51V52H145ZM212 51V50H211ZM210 51V52H211ZM86 52V51H85ZM84 52V54H86ZM136 52V51H135ZM208 52V51H207ZM216 52V51H215ZM214 52V53H215ZM23 53V52H22ZM159 53V52H158ZM203 53V54H202ZM201 54L202 55H204L205 53L204 52H202ZM212 53V52H211ZM79 54V55H78ZM83 54V53H82ZM151 54H154V53H151ZM174 54V53H173ZM210 54V53H209ZM22 55H24V54H22ZM87 55V54H86ZM155 55V54H154ZM158 55V54H157ZM200 55V54H199ZM202 55H201V57H202ZM207 54H205V56H206ZM211 55V54H210ZM209 55V56H210ZM213 55V54H212ZM226 55V54H225ZM225 55H223V57L225 56ZM264 56V53L263 54H261L260 56ZM26 56V55H25ZM28 57V58H31V57ZM82 57H83V55H81ZM88 56H89V53H88ZM153 56V55H152ZM253 55H251V57H252ZM255 56V55H254ZM258 56V55H257ZM93 57V58H94ZM101 57V56H100ZM103 57V56H102ZM199 57V56H198ZM200 57V58H201ZM207 57H208V55H207ZM206 57V58H207ZM221 57V56H220ZM222 57V58H223ZM228 57V59H229V56H227ZM250 57V58H251ZM23 58V57H22ZM22 58H21V61H23L22 60ZM25 58V57H24ZM127 58V57H126ZM204 58V57H203ZM210 58V57H209ZM230 58H231V56H230ZM257 58H259V57H257ZM261 58H263V59H256V60H253L252 58V60L251 59H247V58H242V59H244V62H252L253 64H254V66H256L257 64H261V62L263 63L264 62V57H261ZM38 59H37V61H38ZM51 59H53L54 61H56L57 63V67H58V70L56 71V72H58L59 71V79L58 80H53L55 77L53 76V75H56L57 73L55 72L54 73V69L56 68H52V64H51V67H50V65H49V61L51 60ZM87 59H88V57H87ZM91 59V58H90ZM90 59H88V61L90 60ZM98 58H96V60H97ZM100 59V58H99ZM197 59H199V58H197ZM202 59V58H201ZM200 59V60H201ZM216 60H217V57L215 58ZM242 59H241V61H242ZM254 59H255V57H254ZM43 60V59H42ZM85 60V59H84ZM91 60H93V59H91ZM203 60V59H202ZM201 60V61H202ZM206 61H207V59H205ZM204 60V61H205ZM230 60H232V59H230ZM246 60V61H245ZM263 60V61H262ZM30 61V60H29ZM41 61V60H40ZM52 61V60H51ZM53 61V62H54ZM82 61V60H81ZM87 60H85V62H86ZM100 61V60H99ZM204 61H203V63H204ZM228 60H226V62H227ZM1 62V61H0ZM3 62V64H5L4 63V61H2ZM2 62H1V64H2ZM18 63L20 62V61H17ZM17 62H14L15 63V65H16V63ZM32 63L31 64H33L35 61H31ZM39 62V61H38ZM85 62H83L84 64H85ZM92 62V61H91ZM95 61L93 60V63H94ZM98 62V61H97ZM199 63H200V61H198ZM223 62V61H222ZM225 62V61H224ZM229 62V61H228ZM228 62H227V65H229L230 63H232V61L231 62H229V64H228ZM237 62V61H236ZM239 62V61H238ZM244 62H240L239 63V65L240 66H237L236 65V63H235V61L233 62L235 65H236V67H238V69L239 68H241L242 67V65H244L245 63ZM249 63V64H252V63ZM7 63V62H6ZM13 63V64H14ZM18 63H17V67H16V69H15V66L12 64V66H14V68H13V72H14V70H17V69H21V66L23 65V63H22V65H21V63H19L20 64V66H18ZM26 63V62H25ZM28 63V62H27ZM191 63V62H190ZM199 63L197 64V65H199ZM206 63H209L210 64V62L208 61V62H206ZM87 64V63H86ZM88 64H90L89 62H88ZM205 64V63H204ZM215 64V63H214ZM226 64V63H225ZM225 64H224V66H225ZM238 64V63H237ZM246 64H248V63H246ZM248 64V65H249ZM252 64V65H253ZM10 65H11V63H10ZM9 65V63H8V66H10ZM36 65V64H35ZM82 65V64H81ZM95 63H94V65H93V67H95ZM189 65H192V63L191 64H189ZM197 65H195V67L194 68H196V66ZM207 65V64H206ZM247 65V66H248ZM7 66V67H8ZM24 66L26 67L27 65H25L24 64ZM28 66H29V64H28ZM33 67H34V65H32ZM32 66H30V67H32ZM97 66V65H96ZM186 66V65H185ZM188 66V65H187ZM187 66H186V68H187ZM209 66H211V67H213L211 64L209 65ZM214 66H216V65H214ZM234 66V65H233ZM232 66V68H234ZM246 66V65H245ZM251 66V65H250ZM261 66H263V64L261 65ZM6 66H5V68H7ZM29 67V70L31 69ZM53 67H54V64H53ZM140 67V66H139ZM190 67H192V66H190ZM200 67H202L203 68V66H200ZM211 67H209L210 69H213V68H211ZM218 67V66H217ZM226 67V66H225ZM257 67V66H256ZM1 68H3L2 67V65H1ZM50 68H52L53 70H51ZM79 68V67H78ZM193 68V70H195ZM204 68H206V72L205 71H200V70H202L201 68H199V66H198V68H197V70L195 71L196 72V74H197V77H199V78H201L202 80H203V84L207 87V86H209V87H212V86H210V85H207L209 82L208 81H206L205 83H204V80H205V77L203 76V73L205 72V73H207V69H208V71L210 70L209 68H207L206 66H204ZM216 68V67H215ZM219 68V67H218ZM250 68V67H249ZM260 69H261V67H259ZM259 68H258V70H259ZM4 69V68H3ZM11 69V68H10ZM22 69H27V68H22ZM33 69V68H32ZM31 69V70H32ZM37 69V67L35 68V69H33V70H36ZM93 69V68H92ZM132 69H134V68H132ZM146 69V68H145ZM144 69V70H145ZM187 69H189V67L187 68ZM191 69V68H190ZM200 69V70H199ZM221 69V68H220ZM230 69V68H229ZM235 69V68H234ZM238 69H237V71H238ZM214 70V74H216V72L215 71H220V70H216V69H213ZM2 71V70H1ZM1 71H0V73H1ZM22 71H24V70H22ZM92 70H90V72H91ZM106 71V70H105ZM110 71V70H109ZM108 71V72H109ZM113 71V70H112ZM116 71V70H115ZM189 71V70H188ZM198 71V72H197ZM223 71H225L224 69H223ZM223 71H222V73H223ZM252 71H253V69H252ZM264 71V70H263ZM12 72V71H11ZM18 72V71H17ZM38 72H37V70H36V73H37V75H38ZM184 72L185 73H187V71H183V74H184ZM190 72V71H189ZM228 73H229V70L227 71ZM235 72V71H234ZM234 72H233V74H234ZM250 72H251V69H250ZM254 72V71H253ZM256 72V71H255ZM259 72V71H258ZM261 72H262V70H261ZM31 73V72H30ZM54 73V74H53ZM84 74H86V72L84 71L83 72ZM112 73H114V72H112ZM204 73V74H205ZM219 73H221V71L219 72ZM219 73H218V76H219ZM221 73V74H222ZM238 73V72H237ZM257 73V72H256ZM255 73V74H256ZM260 73V72H259ZM14 74H17L16 72H14ZM26 74V73H25ZM25 74H23V76L25 75ZM34 74V73H33ZM33 74H31V75H33ZM105 74V73H104ZM141 74V73H140ZM182 73H181V75L182 76H184L183 78H181V80L180 79H178V80H180L179 82H178V86H180L181 88H183V90H184V87L185 88H189V86H190V88H191V86L193 87V86H195V85H193L192 84V81L193 80H191V79H193V78H191L190 79V77H186L185 78V75H183ZM187 74H192V72H190V73H187ZM193 74H195V73H193ZM210 74H211V71H209L208 72V74H205V75H208V77H209V79H210ZM231 73H229V74H227V75H230ZM233 74H232V76H233ZM246 74V73H245ZM262 74V73H261ZM263 74H264V72H263ZM36 75V76H37ZM89 75H90V73H89ZM107 75V74H106ZM105 75V76H106ZM108 75H111V73H108ZM212 75H213V72H212ZM226 75V72L224 73V75L223 76H225ZM236 76H237V74H235ZM244 75V74H243ZM251 75H254V73L253 74H251ZM0 76H1V74H0ZM33 76H35V74L33 75ZM38 76V77H39ZM111 76H113V75H111ZM196 76V75H195ZM194 76V77H195ZM223 76H222V78H223ZM231 76V75H230ZM250 75L248 74V76H246V81H248V83H250L249 81H252V80H255V78H253V79H251V77H249ZM257 76V75H256ZM12 77H13V75H12ZM39 77V78H40ZM54 77V78H53ZM142 77V76H141ZM192 77V76H191ZM215 77V76H214ZM214 77H212V79H211V81L214 79ZM216 77H217V75H216ZM226 77V76H225ZM225 77H224V79H225ZM234 77V76H233ZM244 77V76H243ZM242 76H241V79L243 78ZM258 77H259V75H258ZM257 77V78H258ZM24 78H25V76H24ZM29 78H31V77H29ZM42 78H40V80L42 79ZM53 78V79H52ZM110 78V77H109ZM112 78V77H111ZM196 78V77H195ZM236 78V77H235ZM261 78H263V77H261ZM15 78H13L12 79V82L14 83V80ZM22 79H23V77H22ZM26 79H28V77H26ZM32 79L35 81V79H38V78H31V80L30 81H32ZM86 79V78H85ZM96 79V78H95ZM197 79V78H196ZM218 79V78H217ZM217 79H215L216 81H219V80H217ZM245 78H243L242 80H244ZM15 80V81H16ZM39 80V79H38ZM89 80V79H88ZM112 80V79H111ZM131 80V79H130ZM129 80V81H130ZM178 80H176L175 82L177 83V81ZM189 80H191V82H189ZM208 80V79H207ZM214 80V81H215ZM222 80V79H221ZM232 80H235V79H232ZM231 80V81H232ZM239 80V83H240V79H237V81ZM258 80V79H257ZM260 80H262V79H260ZM16 81V82H17ZM29 80L27 81L28 83V86L27 87H29V82H30ZM33 81V82H34ZM37 81V80H36ZM35 81V82H36ZM210 81V80H209ZM213 81V82H214ZM225 81H226V79H225ZM256 81V80H255ZM259 81V80H258ZM12 82L10 83V84H12ZM33 82H32V84H33ZM84 82V81H83ZM193 82H195V80L193 81ZM220 82V81H219ZM221 82H223V81H221ZM245 82V81H244ZM40 83H42V81L40 82ZM81 83V82H80ZM107 83V82H106ZM106 83H104L103 85H105ZM217 83V82H216ZM228 84V82H223V83H221V85H219L218 87H219V90H218V92H222V93H224L225 94V92H226V85ZM230 83V82H229ZM238 83V82H237ZM242 83V82H241ZM247 83V84H248ZM255 83V82H254ZM9 84V83H8ZM18 84V85H17ZM79 84V83H78ZM77 84V85H78ZM196 84H197V81H196ZM200 84V83H199ZM198 84V85H199ZM233 83H231V85H232ZM251 84V83H250ZM4 85V84H3ZM102 85V86H103ZM174 85H175V83H174ZM204 85H200V87L201 86H204ZM217 85V84H216ZM228 85H230V84H228ZM227 85V86H228ZM238 85H240V84H238ZM259 85V84H258ZM261 85H263V83H261ZM8 86V85H7ZM235 87L236 88V82H234V84L232 85V87ZM241 86H242V84H241ZM252 86V85H251ZM253 86H254V84H253ZM252 86V88H255V86L253 87ZM256 86H257V84H256ZM1 87V86H0ZM4 87L5 88H1L2 90L3 89H6V86L4 85ZM10 86H8V89L7 90H3L2 92H3V96H4V91H6V94H8V95H11L12 94V92L10 91L12 88H9ZM72 87V88H73ZM180 87H176V90H178V89H180ZM205 87V88H206ZM207 88L206 90H208V89H210V88ZM214 87H216V86H213V88ZM229 87V86H228ZM243 87H245V84L243 85ZM246 87H247V85H246ZM262 87H264V86H262ZM31 88V89H32ZM71 88V89H72ZM79 88V87H78ZM187 88V89H188ZM198 88V87H197ZM201 88H203V87H201ZM200 88V89H201ZM217 88V87H216ZM215 88V90H217ZM229 88H231V86L229 87ZM234 88V89H235ZM239 88V87H238ZM242 88V87H241ZM240 88V89H241ZM248 88V87H247ZM246 88V89H247ZM252 88H250V90H252ZM258 88H260L261 89V87H260V85H259V87ZM30 89V90H31ZM74 89V88H73ZM85 88H83L82 90H84ZM186 89V90H187ZM200 89H199V91H200ZM233 89V88H232ZM249 89V88H248ZM264 89V88H263ZM36 90V89H35ZM78 90V89H77ZM77 90H74V92L76 91V93H77ZM82 90H80V92H82V95L84 94L85 95V93H83V91ZM182 90V89H181ZM181 90H179L178 91V95H179V92L181 91ZM190 90V89H189ZM202 90V89H201ZM203 90H204V88H203ZM239 90V89H238ZM258 90V89H257ZM256 90V91H257ZM262 90V89H261ZM21 91V90H20ZM95 91V90H94ZM94 91H92L93 93H94ZM192 91L194 92L195 90L194 89H192ZM197 89H196V93H197ZM198 91V92H199ZM229 91V90H228ZM244 91V90H243ZM243 91H242V93L241 94H243ZM246 91V90H245ZM249 91V90H248ZM247 91V92H248ZM253 91V90H252ZM252 91H250V94L251 93H254V91L252 92ZM256 91H255V93H256ZM16 91H15V89H14V93H15ZM22 92V91H21ZM73 92V91H72ZM79 92V93H80ZM84 92H85V90H84ZM181 92H183V91H181ZM185 92V91H184ZM206 92V91H205ZM208 92V91H207ZM209 92H213V89H212V91H211V89H210V91ZM209 92L207 93L208 95H209ZM261 92V91H260ZM87 93V92H86ZM89 94H90V92H88ZM135 93V92H134ZM222 93H215L216 94V96H215V94H214V96L215 97H217V94L218 95H220V94H222ZM228 93V92H227ZM246 93V92H245ZM244 93V94H245ZM258 93V92H257ZM262 93V92H261ZM2 94V93H1ZM125 94H127V93H125ZM131 94H133V93H131ZM184 94V93H183ZM182 94V95H183ZM207 94H205V95H207ZM248 94V93H247ZM247 94H246V98H247ZM249 94V95H250ZM264 94V93H263ZM15 95V94H14ZM16 95H20V94H16ZM92 95V94H91ZM181 95V94H180ZM179 95V96H180ZM197 95V94H196ZM204 95V96H205ZM213 95V94H212ZM253 95H255V94H253ZM257 95V98L259 97V100H260V97L261 96H258V94H256ZM259 95H261L260 93H259ZM21 96V95H20ZM43 96V97H42ZM81 96V95H80ZM89 96V95H88ZM87 96V97H88ZM126 96V95H125ZM134 96H135V94H134ZM186 95H184V97L182 98V99H184V98H186L185 97ZM245 96V95H244ZM252 96V95H251ZM2 97V96H1ZM5 97H6V95H5ZM5 97H4V99H5ZM9 97V96H8ZM7 97V98H8ZM12 97H15V96H12ZM23 97V96H22ZM21 97V98H22ZM86 97V98H87ZM90 97V96H89ZM182 97V96H181ZM203 97V96H202ZM201 97V98H202ZM222 97V96H221ZM250 97V96H249ZM248 97V98H249ZM3 98V97H2ZM18 98V100H21V99H19L20 97H17ZM93 98V97H92ZM92 98H90V99H92ZM187 98H189L188 96H187ZM205 98V97H204ZM204 98H203V100H204ZM211 97L209 96V99H210ZM256 98V97H255ZM11 99L12 98H10V101H11ZM23 99V98H22ZM35 99H37V98H35ZM80 99L82 100V98L80 97ZM89 99V98H88ZM207 99H208V96H207ZM206 99V100H207ZM212 99H213V97H212ZM220 100V98H214L213 100ZM250 99V98H249ZM3 100V99H2ZM9 100V99H8ZM14 100H16V102L18 101L16 98L14 99ZM84 100V99H83ZM93 101H94V99H92ZM185 100V99H184ZM187 100V99H186ZM189 100H192V99H188V101ZM195 100H197V98L195 99ZM202 100V99H201ZM200 99H199V101H201ZM213 100H210V101H213ZM255 100V99H254ZM253 100V101H254ZM258 99H256L255 101H257ZM0 101H1V99H0ZM6 101H7V99H6ZM25 101L24 102H22V104L23 103H25ZM89 101V100H88ZM209 100H207V102L205 103L204 101V103L206 104V106H210V105H208L209 103L211 104V102H210ZM8 102V101H7ZM12 102V101H11ZM14 102V101H13ZM12 102V103H13ZM16 102H14L15 104L14 105H17L16 104ZM35 102V101H34ZM84 102H86V103H89V102H87V101H84ZM91 102V101H90ZM96 102V101H95ZM121 102L123 103V101L121 100ZM120 102V103H121ZM128 102V101H127ZM134 102V101H133ZM194 102V101H193ZM189 103L191 106H194V105H196L197 106V104H199L198 103V100H197V103ZM196 102V101H195ZM202 102V103H203ZM251 102V101H250ZM18 103V102H17ZM20 103V102H19ZM18 103V104H19ZM81 103V102H80ZM80 103H78V104H80ZM83 103V102H82ZM85 103V104H86ZM94 103V102H93ZM92 103V104H93ZM121 103V104H122ZM132 103V102H131ZM151 103V102H150ZM173 103V102H172ZM176 103V102H175ZM179 103V102H178ZM253 103V102H252ZM90 104V103H89ZM89 104H87V105H89ZM95 104H97V103H95ZM94 104V105H95ZM126 104V103H125ZM128 104V103H127ZM134 104V103H133ZM171 104V102L168 104V105H170ZM185 104V103H184ZM2 105H4V104H2ZM14 105H12V106H14ZM24 105V104H23ZM82 105H84V104H82ZM98 105V104H97ZM101 105V104H100ZM99 105V106H100ZM131 105V104H130ZM151 105V104H150ZM172 105V104H171ZM174 105V104H173ZM176 105V104H175ZM183 107H181V108H184V105L183 104H181ZM180 105V106H181ZM1 106V105H0ZM42 106H41V108H42ZM81 106V105H80ZM79 106V107H80ZM86 106V105H85ZM84 106V107H85ZM93 106V105H92ZM180 106H179V108H180ZM188 105L187 104H185V108L187 107ZM195 106V107H196ZM199 106H202V104L200 103V105ZM77 107H78V105H77ZM78 107V108H79ZM83 106H81V108H82ZM91 106H89V108H90ZM95 107V106H94ZM103 107H104V105H103ZM143 107V106H142ZM145 107V106H144ZM147 107L148 106H146L145 108L147 109ZM157 107V106H156ZM156 107H155V110H156ZM160 107V105L158 106V108ZM195 107H193V108H195ZM205 107V106H204ZM6 108V107H5ZM7 108H9L8 106H7ZM31 108H33L34 110H32ZM89 108H87V107H85L84 109H89ZM92 108V107H91ZM90 108V109H91ZM96 108H97V106H96ZM105 108V107H104ZM129 108V107H128ZM152 108V107H151ZM153 108H154V106H153ZM158 108H157V111L158 112H160L159 110H160V108H159V110H158ZM176 108H177V106H176ZM180 108V109H181ZM184 108V109H185ZM188 108V107H187ZM187 108L185 109V110H187ZM40 109V108H39ZM89 109V110H90ZM99 109V108H98ZM102 109V108H101ZM133 109V108H132ZM163 109H164V107H163ZM184 109H183V112H184ZM189 109H191V107L189 108ZM187 110V111H190V110ZM10 111H11V109H9ZM32 110V111H31ZM94 110V109H93ZM93 110H91V111H93ZM179 110V109H178ZM182 110V109H181ZM9 111V112H10ZM41 111H42V109H41ZM49 111H50V113H52V117H50V113H49ZM86 112H88L87 110H85ZM180 111V110H179ZM185 112L184 114H189L188 112ZM222 111V110H221ZM35 112V111H34ZM37 112H40V111H37ZM43 112V113H44ZM84 112V111H83ZM94 112V111H93ZM98 112V111H97ZM99 112H100V110H99ZM178 112V111H177ZM181 112V111H180ZM36 113V112H35ZM42 113V112H41ZM91 113V112H90ZM94 113H96V112H94ZM104 113V112H103ZM223 112H221L220 114H222ZM45 114V113H44ZM83 114V113H82ZM86 114H88V113H86ZM92 114V113H91ZM219 114V115H220ZM225 114V113H224ZM38 119H40V120H42L41 122L42 123H40V120H38L37 121V119L36 120H34L35 119V117ZM41 115V114H40ZM48 115V116H47ZM54 115V116H53ZM80 115V114H79ZM93 115V114H92ZM181 115V114H180ZM223 115V114H222ZM33 116V119L31 118L30 119V117H32ZM78 117V121H75V120H73L72 121V118L73 117ZM85 116V115H84ZM88 116V115H87ZM89 116H90V114H89ZM96 116V115H95ZM100 115H99V113H98V117H99ZM218 116V115H217ZM221 116V115H220ZM92 117V116H91ZM91 117H90V119H91ZM223 117V116H222ZM224 117H226V116H224ZM227 117H229V116H227ZM69 118H71V120L69 119ZM83 118H86V116L85 117H83ZM217 118H219V117H217ZM75 119V118H74ZM98 119V118H97ZM140 119V118H139ZM142 119V118H141ZM145 119V118H144ZM143 119V120H144ZM146 119H147V117H146ZM161 119V118H160ZM159 119V125L161 124V123H163L162 122V120H164V119H166V118H164V119H161L160 120ZM221 119V117L218 119V120H220ZM223 119V118H222ZM70 120V123H71V121H72V123L71 124H68V121ZM86 120H88L87 118H86ZM86 120H85V124H86ZM94 118H93V122H94ZM134 120V119H133ZM168 120V119H167ZM166 120V121H167ZM175 119L173 118V121H174ZM224 120H226L227 121V119H225L224 118ZM229 120V119H228ZM137 121V120H136ZM142 121V120H141ZM141 121H140V123H141ZM150 121V120H149ZM157 121V120H156ZM155 121V122H156ZM170 124L172 123V120L170 119ZM221 121V120H220ZM49 122V121H48ZM90 122V121H89ZM128 122V121H127ZM152 122V121H151ZM224 122V121H223ZM229 122H231L230 120H229ZM229 122H228V124H229ZM54 123V122H53ZM91 123V122H90ZM158 123V122H157ZM165 123L166 122H164V125L163 126H165ZM221 123H222V121H221ZM232 123H233V121H232ZM40 124H42V125H44L45 126V129H43L42 131H43V133H41L40 135H38V133H40V132H38V130L36 129V126H39ZM67 124V125H66ZM81 124V123H80ZM85 124H84V126H85ZM92 124V123H91ZM95 124V123H94ZM137 124V123H136ZM147 124L148 125H150L151 127H149L148 125L147 126H145V127H147V128H153V130L154 129H156L157 130V128H158V126H157V128H154V125H153V122L151 123V124H149L148 122H147ZM218 124H219V121H218ZM218 124H216V125H218ZM224 124V123H223ZM223 124H219V125H223ZM248 124V123H247ZM250 124V123H249ZM257 124H258V122H257ZM41 125V126H42ZM128 125H130V123L128 122ZM139 125V124H138ZM142 125V124H141ZM158 125V124H157ZM166 125H167V123H166ZM193 125V124H192ZM194 125H196V124H194ZM225 125H227V124H225ZM224 125V126H225ZM230 125V124H229ZM259 125H260V123H259ZM258 125V126H259ZM84 126H82V127H84ZM87 126V125H86ZM92 126V125H91ZM94 126V125H93ZM96 126V125H95ZM94 126V127H95ZM127 126V125H126ZM140 126V125H139ZM168 126H170L169 125V122H168ZM167 126V127H168ZM250 126H252V125H250ZM132 127V126H131ZM144 127V128H145ZM166 127V128H167ZM176 127V126H175ZM179 127V126H178ZM177 127V128H178ZM227 127H228V125H227ZM91 128V127H90ZM96 128V127H95ZM133 129H134V127H132ZM139 128V129H136V131H135V133H136V135H137V137H138V139L139 138H141V137H143V136H145L147 139H149L150 137L148 136V132L145 130V129H147V128ZM165 128V127H164ZM166 128H165V130H166ZM174 128V127H173ZM196 128V127H195ZM250 128V127H249ZM62 129L60 130L61 132H62ZM82 129H83V131H84V128H81V131H82ZM87 129V128H86ZM129 129H130V127H129ZM144 129V130H143ZM149 129H147V130H149ZM159 129H161V128H159ZM37 130V131H36ZM66 130V129H65ZM78 130V129H77ZM91 129H89V131H90ZM92 130H94V129H92ZM132 130V129H131ZM155 130V131H156ZM168 130H172V128L171 129H168ZM174 131L173 132H175V131H177V129H173ZM191 130H192V128H191ZM194 130V129H193ZM79 131H80V129H79ZM80 131V132H81ZM96 131V130H95ZM98 131V130H97ZM151 131V130H150ZM161 131V130H160ZM160 131H157V133L158 132H160ZM163 131V130H162ZM56 132H58V130L56 131ZM76 132H78V131H76ZM152 132V131H151ZM164 132H166V131H164ZM63 133V132H62ZM61 133V134H62ZM70 133V132H69ZM73 133H75V132H73ZM73 133H70L71 135H74ZM79 133V132H78ZM84 133V132H83ZM82 133V134H83ZM91 133V132H90ZM134 133V134H135ZM150 133V132H149ZM161 133V134H160ZM160 133H158V135L160 134V136H159V139L161 138V139H163V138H165L164 136H163V133L162 132H160ZM172 133V132H171ZM52 134V135H53ZM56 134V133H55ZM54 134V135H55ZM58 134H60V133H58ZM64 134H66V133H64ZM63 134V135H64ZM81 134V133H80ZM81 134V135H82ZM85 134H87V131L84 133V135ZM133 134V135H134ZM153 134V133H152ZM152 134H151V139H152ZM154 134H155V132H154ZM169 134H170V131H169ZM169 134H167V135H169ZM218 133L216 132V134L215 135H217ZM62 135V136H63ZM70 135V136H71ZM75 135H77V134H75ZM88 135H90V134H88ZM93 135H96V134H93ZM172 135H175V134H172ZM177 135V134H176ZM214 135V134H213ZM214 135V136H215ZM219 135V134H218ZM60 136V135H59ZM65 136V135H64ZM63 136V137H64ZM67 136H68V134H67ZM98 136V135H97ZM97 136H95V138L97 137ZM162 136H163V138H162ZM76 138H79L80 136H75ZM82 138L84 137V136H81ZM90 137H92V135L91 136H89V139H91ZM94 137V136H93ZM92 137V138H93ZM134 137V136H133ZM137 137H136V139H137ZM158 137V136H157ZM168 138V140H169V138L171 137H169V136H167ZM211 137H213V136H211ZM53 138V137H52ZM56 138V137H55ZM57 138H58V136H57ZM73 138H74V136H73ZM75 138V139H76ZM145 138V139H146ZM214 138V137H213ZM219 138H221V136L219 137ZM223 138V137H222ZM60 139V141H58V142H60V144H62V145H64V147L66 146H68V149H69V147H71L72 146V144H73V142H75V141H73L74 139H70V141H65L66 143H64V141H63V143H61V141L62 140H64V139H66V137H64L63 139H61V138H59ZM67 139H68V137H67ZM66 139V140H67ZM81 139V138H80ZM80 139H76V140H80ZM86 140H88V143H89V141L91 142V141H93L94 142V140H89L88 139V136H87V138H85ZM96 139H98V137L96 138ZM167 139L165 140V141H167ZM214 139H217V138H214ZM32 140V139H31ZM47 140V141H46ZM52 139H50V141H51ZM81 140H84V138L83 139H81ZM85 140V141H86ZM131 141L133 140V138L131 137V139H130ZM126 141V142H131V141ZM150 140V139H149ZM156 140H158V139H156ZM155 140V141H156ZM222 140H224V139H221V142H223ZM33 141V140H32ZM31 141V142H32ZM95 141H97V140H95ZM134 142H136L135 140H133ZM132 141V142H133ZM139 141H142V144H143V147H144V145L146 144L147 145V147H148V143L150 142H148V140H147V143H143V142H146V140L145 141H143V138H142V140L140 139ZM153 140H151V142H152ZM154 141V142H155ZM165 141H164V143H165ZM212 141H213V139H212ZM219 140H217V142H218ZM225 141V140H224ZM39 142V143H38ZM52 142H53V140H52ZM51 142V143H52ZM131 142V143H132ZM157 142V141H156ZM161 142V141H160ZM173 143H174V141H172ZM76 143V142H75ZM77 143H81L80 141L79 142H77ZM87 143V142H86ZM138 143V142H137ZM137 143H134V144H137ZM163 143V142H162ZM168 143V142H167ZM172 143V144H173ZM30 144V143H29ZM43 144H44V146H43ZM46 144H48V143H46ZM49 144H50V142H49ZM49 144H48V146H49ZM54 144V143H53ZM89 144H91V143H89ZM125 144V143H124ZM123 144V145H124ZM133 144V145H134ZM152 144V143H151ZM159 144V143H158ZM166 144V143H165ZM169 144H170V141H169ZM168 144V145H169ZM176 144H177V142H176ZM75 145H77V144H75ZM75 145H73V146H75ZM80 145V144H79ZM93 145V144H92ZM95 145V144H94ZM122 145V144H121ZM121 145H119L120 147H121ZM127 145H128V143H127ZM126 145V146H127ZM130 145V144H129ZM140 145V144H139ZM138 144H137V146H135L134 145V147H135V149H136V147L137 148H139L140 146H139ZM146 145H145V147H146ZM154 145L155 144H153V147H154ZM161 145H163V144H161ZM174 145H175V143H174ZM51 146V145H50ZM78 146V145H77ZM131 146V145H130ZM156 146V145H155ZM160 146V145H159ZM158 146V147H159ZM180 146V145H179ZM56 147H58V145H56ZM62 147V146H61ZM61 147L59 148V150L61 149ZM66 147L63 149V147H62V149L61 150H66ZM133 146H131V148H132ZM142 147V146H141ZM152 147V148H153ZM161 147V146H160ZM160 147L157 149V153L159 152H161L159 149H160ZM166 147H167V144H166ZM165 147V148H166ZM175 147V146H174ZM177 150H178V144H177ZM181 147V146H180ZM179 147V148H180ZM75 148V147H74ZM156 148H157V146H156ZM168 148H170V147H168ZM185 148V147H184ZM70 149H72V147L70 148ZM129 149V148H128ZM141 149V148H140ZM145 149V148H144ZM149 149V148H148ZM148 149L146 150H143V148H142V150H143V152L145 153L146 151H148ZM154 149H155V147H154ZM181 149V148H180ZM24 150V149H23ZM51 150V151H50ZM57 150H58V148H57ZM58 150V151H59ZM61 150H60V152H59V154L62 156L63 154H61ZM139 149H137V151H138ZM159 150V151H158ZM161 150H162V152H163V148L161 147ZM173 151V149L171 148L170 149V152H172ZM175 150V149H174ZM56 151V150H55ZM58 151H57V154H58ZM63 151V152H64ZM66 151H68V150H66ZM166 151H169V150H166ZM142 152V153H143ZM174 152V151H173ZM177 151H175V153H176ZM29 153V154H30ZM54 153H56V152H53V154ZM64 153H66V152H64ZM68 153V152H67ZM157 153H155V154H157ZM164 153V152H163ZM86 155L88 154V153H85ZM84 154V155H85ZM161 154L162 153H160V156H161ZM166 154H167V152H166ZM168 154H169V152H168ZM44 155H42V156H44ZM66 155H68V154H66ZM89 155H90V153H89ZM88 155V156H89ZM174 155V154H173ZM23 156V157H22ZM49 156V155H48ZM53 156V155H52ZM59 156V155H58ZM58 156H54L55 158L56 157H58ZM64 156V155H63ZM63 156L61 157L62 159H63ZM97 156V155H96ZM156 156V155H155ZM155 156H153V157H155ZM159 156V157H160ZM26 157V156H25ZM33 158H35L34 156H32ZM30 158L29 156H28V158H30L31 160L33 159V158ZM37 157V156H36ZM47 157V156H46ZM51 157V156H50ZM60 157V156H59ZM90 157V156H89ZM150 157V156H149ZM148 157V158H149ZM157 157V156H156ZM156 157L154 158V159H156ZM163 157H165V154L163 155ZM163 157H161V159H159L158 158V161L160 162L161 161V163H163ZM168 157H171V156H168ZM168 157L166 156V158L168 159ZM187 157V156H186ZM191 157H193L192 155H191ZM14 158H16V159H14ZM48 159H49V157H47ZM60 158V160L64 163V161L66 162V160H62ZM67 157H64V159H66ZM69 158V157H68ZM67 158V159H68ZM91 158V160H95L96 161V164H97V160L95 159V158H97V157H95V158H93V157H90ZM93 158V159H92ZM165 158V159H166ZM172 158V157H171ZM170 158V161L172 160ZM195 158L196 157H193V159L195 160ZM53 159V158H52ZM86 159V158H85ZM84 159V160H85ZM87 159H88V157H87ZM154 159H151L152 160V164H155L154 163ZM167 159H166V162H167V164H169L170 163V161H167ZM192 159V158H191ZM193 159H192V161H193ZM36 160V159H35ZM35 160H33L34 162H35ZM37 160H38V157H37ZM36 160V161H37ZM41 160H42V158H41ZM46 160V159H45ZM56 160V159H55ZM54 160V161H55ZM60 160H56V161H60ZM93 160V161H94ZM150 160V159H149ZM150 160V161H151ZM157 160V159H156ZM175 160V159H174ZM187 160V159H186ZM188 160H190V156H189V159ZM30 161V160H29ZM32 161V162H33ZM53 161V160H52ZM86 161V160H85ZM94 161V162H95ZM191 161V162H192ZM39 162H40V160H39ZM71 162V161H70ZM69 162V163H70ZM194 162V161H193ZM36 163V162H35ZM41 163H43V162H41ZM40 163V164H41ZM52 163V162H51ZM85 163V162H84ZM84 163H82V164H84ZM91 165H92V163L91 162H89ZM171 163H173V161H171ZM170 163V164H171ZM188 163V162H187ZM189 163H190V161H189ZM37 165H38V162L36 163ZM54 164H55V162L54 163H52V165H53V167H55L54 166ZM67 164V163H66ZM81 164V162L79 163V165ZM82 164L80 165V166H82ZM166 163H164V165H165ZM35 165V164H34ZM47 165V164H46ZM63 165V164H62ZM71 165V164H70ZM69 164H68V166H70ZM164 165H162V169H163V166ZM43 166V165H42ZM68 166H67V168H68ZM77 166V165H76ZM93 166H95V164L93 165ZM33 167V166H32ZM32 167H30V170H31V168ZM35 167H36V165H35ZM38 167H40V166H38ZM46 167H50L49 165L48 166H45V167H43V168H46ZM52 167V168H53ZM58 167H61V166H57V168ZM63 167V166H62ZM72 167H74V166H72ZM77 167H79V166H77ZM82 167H84L85 168V166H82ZM86 167H90V165L88 164V166H87V164H86ZM166 167V166H165ZM42 168V169H43ZM27 169H29V168H27ZM33 170H34V168H32ZM66 169V168H65ZM72 170H73V168H71ZM76 169V168H75ZM79 169V168H78ZM81 169V168H80ZM80 169H79V172H80ZM94 169V167L92 168L91 167V170L89 169V171H91L92 172V170ZM165 170H166V168H164ZM25 170V169H24ZM36 170V169H35ZM46 170V173H47V169H45ZM44 170V171H45ZM49 170H50V168H49ZM54 170H55V168H54ZM58 170V169H57ZM61 170V169H60ZM85 170V169H84ZM86 170H87V168H86ZM86 170H85V172H86ZM157 171H159L160 172V170L159 169H156ZM26 171V170H25ZM43 171V170H42ZM64 171V170H63ZM77 171V170H76ZM82 171H83V169H82ZM23 172V171H22ZM27 172V171H26ZM26 172H25V174H26ZM34 172V171H33ZM50 172H52L51 170H50ZM62 172V171H61ZM74 172V171H73ZM78 172V173H79ZM85 172H84V175H85ZM88 172V171H87ZM86 172V173H87ZM162 172V171H161ZM24 173V172H23ZM48 173H49V171H48ZM64 173V172H63ZM65 173H67V172H65ZM77 173V172H76ZM155 173H157L156 171H155ZM165 173V172H164ZM43 174V173H42ZM41 174V175H42ZM72 174V172L70 173V175ZM88 175H90L89 174V172L87 173ZM92 174V173H91ZM157 174H159L160 175V173H157ZM156 174V175H157ZM167 174H169V173H167ZM167 174H166V176L165 177H167ZM172 174V173H171ZM40 175V176H41ZM75 174L73 173V176H74ZM79 175V174H78ZM84 175H80V178H81V176H84ZM88 175L87 176H85V177H88ZM33 176V175H32ZM45 176V175H44ZM44 176H41V179H42V177H44ZM48 176V175H47ZM175 176V175H174ZM174 176H172V177H174ZM38 177V176H37ZM36 177V178H37ZM46 177V176H45ZM61 177V176H60ZM91 177H92V175H91ZM93 177H94V175H93ZM92 177V178H93ZM157 177V176H156ZM35 178V177H34ZM35 178V179H36ZM40 178V177H39ZM62 178V177H61ZM60 178V179H61ZM64 178V177H63ZM66 178V177H65ZM73 178H75V177H73ZM73 178L71 179V180H73ZM159 178V177H158ZM160 178H164L163 177V173H162V177H161V175H160ZM211 178H213V177H211ZM34 179V181H36ZM44 179V178H43ZM46 179H47V177H46ZM46 179L45 180H42L43 182H45L46 181ZM49 179V178H48ZM59 179V180H60ZM68 179V178H67ZM66 179V180H67ZM77 179H78V177H77ZM83 178H81V180H82ZM88 179H89V177H88ZM171 179V178H170ZM174 181H175V178H172ZM214 179V178H213ZM257 179H262V178H257ZM256 179V180H257ZM39 179H37V181H38ZM79 180L80 179H78V183L76 182V183H73L72 181H71V185L70 184H68L67 183V185H68V187H67V189L65 190V193L68 195V196H70V195H74V196H76L77 194H80L81 192H82V189H81V187L83 186H81V185H79L80 184V182H81V180H80V182H79ZM92 180V179H91ZM263 181H264V179H262ZM262 180L261 181H258V182H260V184H263L264 185V182L263 183H261L262 182ZM37 181H36V184H37ZM41 181V182H42ZM69 181V180H68ZM67 181V182H68ZM83 182H85V184L87 183L86 181L87 180H82ZM206 181V180H205ZM209 181V180H208ZM213 180H211V181H209V182H212ZM215 181V180H214ZM214 181L212 182V185H214L215 183H214ZM33 182V183H32ZM39 182V181H38ZM59 182H61V181H59ZM65 182V181H64ZM82 182V184H84ZM204 182V181H203ZM257 182V181H256ZM62 183H63V181H62ZM73 183V184H72ZM88 183H91V182H88ZM87 183V184H88ZM173 182H171V184H172ZM36 184H34L35 186H36ZM38 184H40V183H38ZM43 184V183H42ZM45 184V183H44ZM66 184V183H65ZM84 184V186H87V185H85ZM202 184V183H201ZM205 184H207V182H205ZM224 184V183H223ZM228 184V183H227ZM255 184H257V183H255ZM258 185V186H261V185ZM91 185H92V183H91ZM170 185V184H169ZM173 185V184H172ZM175 185H177V183L175 184ZM212 185H210V187H208V188H211V190H212ZM254 185V184H253ZM38 186V185H37ZM39 186H41V185H39ZM90 186V185H89ZM92 186H94V184L92 185ZM171 186V185H170ZM204 186V183H203V185H201V188ZM209 186V185H208ZM215 186V185H214ZM216 186H217V183H216ZM225 186H226V184H225ZM258 186H256L257 188H258ZM42 187V186H41ZM169 187V186H168ZM174 187V186H173ZM206 187V186H205ZM218 187V186H217ZM222 188H223V186H221ZM92 188V187H91ZM170 188V187H169ZM208 188H206V189H208ZM215 189H217L218 190V188H216V187H214ZM213 188V189H214ZM221 188V189H222ZM251 188V187H250ZM260 188V187H259ZM33 189H35V187H33ZM39 189H40V187H39ZM43 189V188H42ZM62 191H64L63 189H65V187L63 186L62 188ZM84 189H85V187H84ZM86 189L88 190V188L86 187ZM85 189V190H86ZM166 189V188H165ZM171 189V188H170ZM173 189V188H172ZM175 189V188H174ZM202 189H204V187L202 188ZM220 189V190H221ZM230 189V188H229ZM254 189V188H253ZM41 190V189H40ZM84 190V191H85ZM93 190H94V188H93ZM210 190V191H211ZM33 191V190H32ZM37 191V190H36ZM61 191V192H62ZM164 191L166 192V195H167V200L169 199V201H171V202H169V203H167V200L166 199H163V201L162 200H160L161 202H164V203H160V204H157V203H155V205L157 204V206H159L160 207V205H161V207L159 208V209H157V207L155 208L153 205H151V206H153V209L155 208V209H157V211L159 210V212L157 213V214H160V216H159V218H163V220H165V222H166V219H171V218H166V217H168V215H170L171 216V213H177L178 214V211L180 210L179 209V200H178V198H176L175 196H173L172 195V193H173V191L171 192V191H166V190H163V193H164ZM198 191H199V189H198ZM204 191V190H203ZM207 191H209V190H207ZM207 191H205V192H207ZM221 191H223V190H221ZM253 191V190H252ZM252 191L250 192V194L249 195H251L252 194ZM255 191V190H254ZM31 192V191H30ZM195 192V191H194ZM204 192V193H205ZM212 192V191H211ZM217 192V191H216ZM216 192L214 193V194H216ZM226 192V191H225ZM248 192H249V190H248ZM247 192V193H248ZM33 193V192H32ZM34 193H37V192H34ZM39 193V192H38ZM37 193V194H38ZM160 193H162V192H160ZM159 193V194H160ZM179 193V192H178ZM196 193H197V191H196ZM201 193H202V190H201ZM204 193H202L203 195H204ZM209 193V192H208ZM213 193V192H212ZM224 193V192H223ZM228 193V192H227ZM257 193H258V190H257ZM256 193V191H255V194H257ZM85 194H86V192H85ZM84 194V195H85ZM92 194V193H91ZM159 194H157V196H159ZM175 194H176V192H175ZM219 194H221L220 192H219ZM36 195V194H35ZM44 195V194H43ZM61 195H64L63 193L61 194ZM90 195V194H89ZM89 195H87V197L89 196ZM180 195H181V193L178 195L179 197H180ZM194 195H195V193H194ZM198 195V194H197ZM199 195H201L200 194V192H199ZM209 196H210V194H208ZM216 195H218V192H217V194ZM247 195V194H246ZM245 195V196H246ZM252 195H254V193L252 194ZM251 195V196H252ZM32 196V195H31ZM30 196V197H31ZM59 196V195H58ZM80 196H83V193L80 195ZM92 196V195H91ZM123 196V195H122ZM170 196H173L174 198V200H172L171 198H170ZM205 196L207 197V195L205 194ZM214 196V195H213ZM226 197H224V198H227V194L225 195ZM243 196H244V194H243ZM250 196V197H251ZM21 197H24V195L22 196L21 195ZM29 197V198H30ZM37 197V196H36ZM57 196H55V198H56ZM62 197H64V196H62ZM71 197V196H70ZM78 196H76V198H77ZM84 197H86V196H84ZM201 197H202V195H201ZM204 197V196H203ZM216 197V196H215ZM249 197V196H248ZM250 197H249V199H250ZM254 197H255V195H254ZM34 198V197H33ZM60 198V200H64V199H61V197H59ZM59 198H57V200L59 199ZM65 198V197H64ZM90 198V197H89ZM94 198H95V196H94ZM155 198V197H154ZM160 198L162 199V195L160 196ZM159 198V199H160ZM165 198V197H164ZM181 199H182V197H180ZM197 199H198V196L196 197ZM233 198V197H232ZM231 198V199H232ZM244 198V197H243ZM256 198H257V196H256ZM18 199V200H17ZM66 199V198H65ZM72 199V198H71ZM73 199H75V197L73 198ZM85 199V198H84ZM88 199V198H87ZM157 199V198H156ZM180 199V200H181ZM203 199V198H202ZM216 199L219 201V199H220V197H219V199L216 197ZM245 199L247 200V197H245ZM258 199V198H257ZM27 200V199H26ZM33 199H31V201H32ZM34 200H35V198H34ZM33 200V201H34ZM70 200V199H69ZM76 200V199H75ZM78 200V199H77ZM77 200H76V202H77ZM81 200V203L83 202L82 200L83 199H80ZM88 200H90V199H88ZM97 200V202H98V198L96 199ZM155 200V199H154ZM199 200V199H198ZM198 200H195V198H194V202L195 201H198ZM217 200H212L211 202H209L210 201V199L208 200V202H209V207L208 208H204L203 207V204H204V206H205V204L206 203H203L202 205H199V206H196L195 205V207L196 208H198V210H196V209H194L195 207L193 206V207H191L192 209H194V211L196 210L197 212L195 213L197 216H193V218H195V219H193V220H196V221H194V223H192V224H195L196 226H197V228H198V233L197 234H199V232H200V234H201V232L203 231H206V233H204V235H205V237H206V235L208 236L209 234H207V233H209V230L208 229H211V228H213V227H217V226H219V225H221V224H223V222L225 221L226 222V215L227 214H231L232 213V211L230 212V211H228L226 208L228 207V208H230V207H232V204H233V206L234 205H236V203L235 202H229L228 201V203L226 202L225 203V201L223 202L224 203V205H223V203H221L223 206L221 207V208H219V206H221V205H218L219 203H218V201ZM250 200H252V199H250ZM20 201V200H19ZM21 201H22V198H21ZM23 201H24V198H23ZM91 202H92V200H90ZM101 201H103V200H100L99 202H101ZM107 201V200H106ZM120 201V200H119ZM158 202H160L159 200H157ZM156 201V202H157ZM201 201V200H200ZM205 201V200H204ZM222 201V199H220V202ZM245 201V200H244ZM242 202V203H244L245 204V202ZM61 202V201H60ZM59 202V203H60ZM64 202H65V200H64ZM74 202V201H73ZM73 202L72 203H69V206H71L70 204H73ZM78 202H79V200H78ZM89 202V201H88ZM91 202H90V204H91ZM95 202V201H94ZM93 202V205L95 204ZM98 202V203H99ZM193 202V201H192ZM192 202H190L189 201V203H191V204H189V203H187V205L189 204V205H192ZM205 202H207V201H205ZM249 202V201H248ZM27 203V202H26ZM31 203V202H30ZM34 204H35V202H33ZM58 203V204H59ZM63 203V202H62ZM61 203V204H62ZM75 203V202H74ZM83 203H85V201L83 202ZM104 204H105V201L103 202ZM186 203V201L184 202V204ZM235 203V204H234ZM61 204H59V205H61ZM65 205H61V206H63V208H61V209H65L66 207H64V206H66L67 205V203L65 202L64 203ZM75 204H77V203H75ZM79 204H80V202H79ZM78 204V205H79ZM87 204V207L90 205H88V203H86ZM104 204L101 206L102 208L104 207L105 208V206H104ZM141 204V203H140ZM139 204V205H140ZM143 204H145V203H143ZM154 204V203H153ZM183 203H181L180 205H182ZM200 204V203H199ZM226 204H228L227 205V207H226ZM262 204V203H261ZM26 205V204H25ZM29 205V204H28ZM31 205H32V203H31ZM85 204H83V207H85L84 206ZM98 204H95V206H97ZM138 205V206H139ZM142 205V204H141ZM186 205V204H185ZM238 205V204H237ZM249 205H250V203H249ZM248 205V206H249ZM253 205V204H252ZM255 205V204H254ZM253 205V206H254ZM256 205H258V206H256ZM256 205L254 206V207H257L258 209H260L261 210V208H259V204H257L256 203ZM264 205V204H263ZM58 206V205H57ZM75 206V205H74ZM73 206V207H74ZM77 206V205H76ZM82 206V205H81ZM95 206H93V207H95ZM150 205L149 206H146V207H151ZM208 206V205H207ZM206 206V207H207ZM245 206H247V204H245ZM67 207H68V205H67ZM90 207V206H89ZM184 207V206H183ZM189 207V206H188ZM187 206L186 207H184L185 209H184V211L186 210V208H188ZM236 207V209H237V211H238V206H235ZM234 207V208H235ZM240 207V206H239ZM242 207V206H241ZM252 207V206H251ZM254 207H252V208H254ZM28 208V207H27ZM31 208H34V206L33 207H31ZM38 208V207H37ZM57 208H59V207H57ZM56 208V209H57ZM79 208H82V207H79ZM86 208V207H85ZM100 208V207H99ZM137 208V207H136ZM181 209H182V207H180ZM191 208H189L188 209V211L191 209ZM233 208V207H232ZM233 208V209H234ZM22 209V210H21ZM26 209V208H25ZM70 209V208H69ZM87 209V208H86ZM95 209V208H94ZM98 209V208H97ZM97 209H96V211H97ZM140 209V208H139ZM151 209V208H150ZM152 209V210H153ZM243 209V208H242ZM246 209H247V207H246ZM256 211H259V210H257L256 208H254ZM29 210V209H28ZM31 210V209H30ZM35 210H38V209H35ZM59 210H60V208H59ZM66 210V209H65ZM75 210V209H74ZM81 210V209H80ZM85 209H83V211H84ZM91 210H92V207H91ZM100 210H101V208H100ZM125 210V209H124ZM123 209H121L120 211H124ZM145 210H146V208H145ZM144 210V211H145ZM248 210H252V209H248ZM255 210H254V212H255ZM32 211V210H31ZM56 211V210H55ZM72 211V210H71ZM82 211V210H81ZM86 211V210H85ZM88 211V210H87ZM92 211H95V210H92ZM92 211H89V215H90V213L92 212ZM95 211V212H96ZM119 211V212H120ZM144 211H142V213L144 212ZM183 211V210H182ZM226 211H228V213L226 214ZM236 211V212H237ZM240 211H241V209H240ZM239 211V212H240ZM17 212V211H16ZM22 212H24V213H26L27 214V209H26V211L24 210V211H22ZM22 212H21V215H23L22 214ZM74 212V211H73ZM72 212V213H73ZM95 212H92L93 214L95 213ZM98 212V211H97ZM96 212V213H97ZM100 212V211H99ZM103 212H104V210H103ZM138 212H140V210L138 211ZM148 213L149 212H151L150 210L149 211H147ZM155 212V211H154ZM185 212H187V211H185ZM190 212V211H189ZM233 212H234V210H233ZM236 212H234L232 215V217H234V218H236L237 217V219L240 217V221H241V217L242 216H239V214H238V212L236 213ZM20 213V212H19ZM29 213V212H28ZM31 213V212H30ZM59 213V215H60V212L59 211H57V214ZM65 213H67V212H65ZM64 213V214H65ZM71 213V212H70ZM69 213V214H70ZM75 213H76V211H75ZM77 213H78V211H77ZM87 213V212H86ZM91 213V214H92ZM122 213V212H121ZM153 213V212H152ZM151 213V214H152ZM179 213H181V212H179ZM236 213V215H234ZM241 213H243L242 211H241ZM260 213H261V211H260ZM17 214H18V212H17ZM34 214H37V213H34ZM56 214V215H57ZM87 214V215H88ZM98 214V213H97ZM96 214V216H98ZM101 214H103V213H101ZM100 214V215H101ZM136 214H139V213H136ZM147 214V213H146ZM174 214H172V215H174ZM176 214V215H177ZM194 214V215H195ZM229 214V215H230ZM237 214H238V216H237ZM244 214V213H243ZM258 215L257 216H259V212L257 213ZM28 215V214H27ZM31 215L33 216V213H31ZM53 215H55V212H54V214H52V216ZM55 215V216H56ZM78 215V214H77ZM83 215H84V212H83ZM104 215V214H103ZM140 216H141V213L139 214ZM149 215V214H148ZM155 215V214H154ZM182 215V214H181ZM180 215V216H181ZM184 215V214H183ZM189 215H190V213H189ZM188 215V213H187V216H189ZM191 215H193L192 214V212H191ZM241 215V214H240ZM248 215V214H247ZM16 216H18V215H16ZM30 215H28V217H29ZM50 216H51V214H50ZM63 216V215H62ZM61 216V217H62ZM65 216V215H64ZM91 216V215H90ZM93 216V215H92ZM132 216H134V215H132ZM136 216V215H135ZM134 216V217H135ZM140 216H139V218H140ZM145 216V215H144ZM150 217H151V215H149ZM149 216H145V220H146V218L147 219H149L148 217ZM169 216V217H170ZM179 215H178V217H180ZM245 216V215H244ZM250 216H251V214H250ZM256 216V215H255ZM262 216V215H261ZM260 216V217H261ZM19 217H21V216H19ZM35 217V216H34ZM60 217V216H59ZM66 217H67V215H66ZM66 217H64V218H66ZM71 217V216H70ZM73 217V216H72ZM78 217H79V215H78ZM80 217H82V212H81V216ZM84 217H85V215H84ZM101 217H103V216H101ZM105 217V216H104ZM142 217V216H141ZM177 217V218H178ZM184 217V219H185V222H187V224H189V218H191V217H186V216H183ZM231 217V218H232ZM247 218L249 217V215L248 216H246ZM264 217V216H263ZM27 218V217H26ZM31 218V217H30ZM50 218V217H49ZM52 218V217H51ZM55 218V217H54ZM74 218H75V216H74ZM88 217H86V219H87ZM92 218V217H91ZM97 218H100V217H97ZM152 219H153V217H151ZM155 218H158V215H157V217L155 216ZM155 218H154V220H155ZM166 218V219H165ZM176 218V217H175ZM229 218V216L227 217V219ZM246 218V219H247ZM254 218V217H253ZM253 218H248V219H252L253 221H254V219ZM257 218V217H256ZM262 218V217H261ZM19 219V218H18ZM21 219V218H20ZM24 219V218H23ZM38 219V218H37ZM78 219V218H77ZM100 219H103V218H100ZM135 219V218H134ZM172 219H174V217L172 218ZM171 219V220H172ZM230 219V218H229ZM236 219V221L234 220V222H238L239 220H237ZM243 219H245V218H243ZM22 220V219H21ZM25 220V219H24ZM27 220V219H26ZM34 220V219H33ZM68 220V219H67ZM73 220V218L71 219V221ZM79 220V219H78ZM84 220V219H83ZM91 220V219H90ZM89 220V221H90ZM97 220V219H96ZM167 220V221H168ZM181 221L183 220V219H180ZM193 220L192 221H190V222H193ZM233 220V219H232ZM252 220L250 221V222H252ZM264 220V219H263ZM34 221H36V220H34ZM38 221V220H37ZM94 221V220H93ZM98 221V220H97ZM135 221V220H134ZM148 221H151V220H147L146 222H148ZM156 221V222H155ZM154 221V226H156V225H158V224H160L161 223V220H155ZM172 221H179V220H176V219H174V220H172ZM179 222V224L180 223H182V222ZM228 221V220H227ZM230 221V220H229ZM240 221H239V223H237V224H240ZM243 221V220H242ZM245 221H247V220H245ZM245 221H243V222H245ZM248 221V222H249ZM256 221H258V220H256ZM21 222V221H20ZM26 222V221H25ZM32 223L33 221L32 220H30L29 221V223ZM68 222V221H67ZM66 222V223H67ZM73 223L71 224V226L73 225V224H75L74 223V221H72ZM79 222V221H78ZM234 222L232 221L231 222V224L233 223L234 224ZM22 223V222H21ZM28 222H27V224H25L26 226L29 224ZM30 223V225H32V226H34L35 227V229L37 230V228H36V226L35 225H37V224H35V225H33L34 223H32L31 224ZM37 223H39V221L37 222ZM62 223V222H61ZM64 223H65V221H64ZM63 223V224H64ZM65 223V224H66ZM104 223V222H103ZM144 223H145V221H144ZM151 222H149L148 224H150ZM177 223V222H176ZM176 223H169V222H167L166 224H163V225H165V226H168V227H170V228H167V229H164V230H162V231H160V232H162V233H164L163 235H164V241L162 242V243H157L158 245L155 247V248H153V252H151L152 254H149L144 260H142L143 262L142 263H140V264H181V262H182V264H183V262H185V261H188L187 263H189V264H254V263H251V262H248V261H246V259L245 260H242L241 262H239L238 263V261L240 260V258H238V255L240 256V254H239V251L238 252H236V248H233L232 246H230L231 248H233V249H231L230 251H234L235 250V252L234 253H236V254H238V255H236V254H234L233 253V256H234V259L237 257V262H233L232 261V255H229V253L228 254H224L225 252L227 253V251H228V249H229V245L228 244H231L232 245V243H227V241H226V239H223V237L221 238V236L220 237H218V238H221L220 240H218V242H216V244H211V242L208 244V241L206 240L205 242H207V243H204L203 242V239L201 240V241H199L198 239H199V237H197L196 235V233L195 234H193V232L191 233V232H188L190 235L189 236H187V234H183V232L185 231V229H186V227H185V225H184V227H185V229H180L179 227H180V225H182V224H178L179 225V227H177L178 225L176 224ZM247 223V222H246ZM252 223H254V222H252ZM260 223V222H259ZM262 223V222H261ZM18 224V223H17ZM78 224V223H77ZM96 223L94 222V225H95ZM134 224V223H133ZM186 224V223H185ZM211 224H212V226H211ZM226 223H224V225H225ZM24 225V224H23ZM54 225V224H53ZM62 225V224H61ZM103 225V224H102ZM147 225V224H146ZM152 225V224H151ZM150 225V226H151ZM161 225H162V223H161ZM162 225V226H163ZM175 225H176V228H175ZM229 225H230V222H229ZM241 225H242V223H241ZM248 225H250V224H248ZM248 225H244V223H243V225H242V228L241 229H243V226H245V227H247ZM26 226H25V228L24 229H26ZM31 226V228H33ZM39 226H41V223H40V225ZM54 226H56V225H54ZM62 226H64V225H62ZM67 226V225H66ZM66 226H64V229H66ZM70 226V225H69ZM74 226V225H73ZM72 226V227H73ZM153 226V225H152ZM159 226V225H158ZM189 226V225H188ZM211 226V227H210ZM29 227V226H28ZM52 226H49V229L51 228ZM60 226L58 225V228H59ZM68 227V226H67ZM75 227V226H74ZM78 227H80L79 226V224H78ZM77 227V228H78ZM227 227V226H226ZM230 227V226H229ZM244 227V228H245ZM23 228V227H22ZM30 228V227H29ZM29 228L27 229V230H29ZM41 228V227H40ZM52 228H54V227H52ZM51 228V229H52ZM56 228V227H55ZM96 228H99L98 226L96 227ZM183 228V227H182ZM188 228V227H187ZM200 228V229H199ZM219 228H220V226H219ZM218 228V229H219ZM221 228H222V226H221ZM257 229H259L258 227H256ZM34 229V230H35ZM46 229V228H45ZM62 229V228H61ZM73 229V228H72ZM83 229V228H82ZM81 229V230H82ZM90 229H93V228H90ZM89 229V230H90ZM190 229V228H189ZM188 229V230H189ZM214 229V228H213ZM213 229H211V230H213ZM225 229V228H224ZM227 229H229V228H227ZM247 229V228H246ZM257 229H255V230H257ZM261 229V228H260ZM18 230V229H17ZM26 230V231H27ZM33 230V229H32ZM31 230V231H32ZM34 230H33V232H34ZM42 231H43V229H41ZM55 229H53L52 231H54ZM58 230V229H57ZM96 230V229H95ZM94 230V231H95ZM103 230V229H102ZM184 230V231H183ZM190 230H193V229H190ZM201 230V231H200ZM210 230V231H211ZM215 230V229H214ZM213 230V231H214ZM217 230V229H216ZM248 230V229H247ZM247 230H245V229H243V233H247ZM252 230V229H251ZM45 232V235H49V233L47 234L46 233V231H47V229L46 230H44ZM49 231H51V230H49ZM51 231V232H52ZM59 231V230H58ZM67 231H69V228H68V230H66V232ZM71 231V230H70ZM86 231V230H85ZM157 231V230H156ZM186 231H187V229H186ZM196 231V232H197ZM213 231H212V233H213ZM218 231V230H217ZM217 231L216 232H214V233H217ZM220 231V230H219ZM237 231H239L238 229H237ZM246 231V232H245ZM257 231H259V230H257ZM256 231V232H257ZM260 231H264V230H260ZM29 232V231H28ZM37 232H40V231H37ZM56 232V231H55ZM60 232H62V231H60ZM73 232V231H72ZM76 232V231H75ZM102 232V231H101ZM146 232H147V235L148 236H152V235H156L155 233V231H154V229H148V230H146ZM234 232H235V230H234ZM250 232V231H249ZM253 232H254V230H253ZM53 233V232H52ZM59 233V232H58ZM58 233H56L57 235H60V234H58ZM64 232H62V234H63ZM71 233V232H70ZM74 233V232H73ZM73 233H72V235L70 234V238H71V240L73 239L72 238V236H73ZM77 233V232H76ZM84 232L83 231H81L80 232V234H81V236H80V238H79V234H78V236H74L75 238L77 237V239L76 240H78L79 241V239L80 240H82L85 236V240H87V235H86V232H85V234H83ZM185 233H187V232H185ZM211 233V234H212ZM227 233V232H226ZM233 233V232H232ZM237 233V232H236ZM236 233H235V235H236ZM264 233V232H263ZM17 234H22L21 235V241L19 240V241H17V239L18 238H20V237H18L17 236ZM31 234H33V233H31ZM30 234V235H31ZM38 234V233H37ZM55 234V233H54ZM75 234V233H74ZM89 234V233H88ZM103 234H104V232H103ZM144 235L143 236H146L145 235V233H143ZM157 234H159V231H158V233ZM222 234H223V236H224V233L222 232ZM238 234V233H237ZM242 233H240L239 232V235L241 236V237H243L242 235H244V234H242ZM259 234H261L260 232H259ZM258 233L257 234H255V235H259ZM19 235V236H20ZM39 235H40V233H39ZM44 235V236H45ZM68 235H69V232H68ZM67 234H66V236H68ZM92 235V234H91ZM96 235V234H95ZM203 235V234H202ZM201 235V236H202ZM219 235V234H218ZM217 234H216V236H218ZM226 235V234H225ZM252 235H254L253 233H252ZM262 235H264V234H262ZM28 236V235H27ZM50 236V235H49ZM48 236V237H49ZM54 236V235H53ZM89 236V235H88ZM99 236H101V235H99ZM209 236H211V235H209ZM208 236V237H209ZM213 237H214V235H212ZM212 236H211V238H212ZM238 236V235H237ZM245 236V235H244ZM247 236V235H246ZM248 236H250L249 234H248ZM247 236V237H248ZM46 237V236H45ZM57 237V236H56ZM61 237V236H60ZM60 237H58V238H60ZM69 237V236H68ZM67 237V238H68ZM98 237V236H97ZM101 237H103V236H101ZM172 237L174 238V239H172ZM197 237V238H196ZM203 237V236H202ZM232 237H234V236H232ZM241 237H239V238H241ZM251 237V236H250ZM254 237V236H253ZM26 238V237H25ZM51 238H53L52 236H51ZM50 238V239H51ZM54 238H55V236H54ZM53 238V239H54ZM74 238V239H75ZM79 238V239H78ZM91 238V237H90ZM93 238L94 239H98V238H95L94 236H93ZM145 238V237H144ZM201 238V237H200ZM204 238V237H203ZM224 238H225V236H224ZM244 238V237H243ZM27 239V238H26ZM29 239H31L30 237H29ZM49 239V238H48ZM48 239H46V240H48ZM53 239H51V240H53ZM62 239V238H61ZM89 239V238H88ZM92 239V238H91ZM103 239V238H102ZM146 239V238H145ZM170 239H172V240H175L174 242H171L172 240H170ZM206 239H208L209 240V238H206ZM229 239V238H228ZM232 238H230V240H231ZM249 240L248 241H250L251 239L250 238H248ZM28 240V239H27ZM55 240H56V238H55ZM54 240V241H55ZM64 240L66 241V239L64 238ZM70 240V239H69ZM85 240H83V241H85ZM100 240V239H99ZM98 240V241H99ZM215 240H217V239H214V243H215ZM229 240V241H230ZM243 241H244V239H242ZM241 240V242L240 243H237L238 245H240V244H242V245H244L243 244V241ZM246 240V239H245ZM101 241V240H100ZM171 243H170V242ZM210 241V240H209ZM248 241H246L247 243H248ZM252 241V240H251ZM25 242V241H24ZM30 242H31V240H30ZM46 242V241H45ZM47 242H49V241H47ZM52 242V241H51ZM50 242V243H51ZM56 242L58 243V241L56 240ZM60 242V241H59ZM231 242V241H230ZM238 242H239V240H238ZM254 242V241H253ZM17 243H14V244H17ZM61 243V242H60ZM66 243V242H65ZM79 243V242H78ZM77 243V244H78ZM84 243V242H83ZM82 243V244H83ZM101 243H102V241H101ZM170 243V244H169ZM250 243V242H249ZM23 244V243H22ZM28 244H30V243H28ZM28 244H24V246L25 245H28ZM32 244V243H31ZM49 244V243H48ZM47 244V245H48ZM53 244V243H52ZM55 244V243H54ZM64 244V243H63ZM82 244H81V246H82ZM99 244H100V242H99ZM191 244V245H190ZM19 245L20 246H23V245H21V243H19ZM79 245V244H78ZM95 245H96V243H95ZM95 245H93V246H95ZM101 245H104V243L103 244H101ZM155 245V244H154ZM236 244L235 243H233V246H235ZM237 245V247H240V248H242L241 246H238ZM246 245V244H245ZM256 245V244H255ZM13 246V245H12ZM12 246H10L11 248H12ZM15 246V245H14ZM33 247H34V245H32ZM57 246V245H56ZM80 246V245H79ZM85 246V245H84ZM83 246V247H84ZM153 246V245H152ZM248 246V245H247ZM251 246V245H250ZM27 247V246H26ZM25 247V248H26ZM29 247V246H28ZM37 247V246H36ZM48 247H50V245H48ZM83 247H80V248H83ZM86 247H87V245H86ZM255 247H257L258 248V245L257 246H255ZM254 247V248H255ZM7 248H9V247H7ZM16 248H18L17 246H16ZM16 248H14L13 250L15 251V249ZM25 248H23L24 250H25ZM32 248V247H31ZM31 248H30V250H31ZM80 248H78V250L80 249ZM87 248H89V247H87ZM87 248H85L86 250H87ZM91 248V247H90ZM94 248V247H93ZM101 249L103 248V247H100ZM107 248V247H106ZM244 248V247H243ZM10 249V248H9ZM23 249H22V252H21V254L23 253V257H21L22 259L23 258H26L24 255H27V253H28V257H29V255H31V254H29V252H25V251H23ZM33 249V248H32ZM38 249V248H37ZM52 249V248H51ZM60 249H61V246H60ZM75 249V248H74ZM94 249H96V247L94 248ZM94 249H92L91 251L90 250H87L88 252L90 251V252H93L94 251ZM104 249V248H103ZM103 249L99 252V249H98V247H97V251L99 252V254H96V252H95V254L96 255H101V252L103 251ZM147 250H148V247L146 248ZM245 249V248H244ZM252 249V248H251ZM8 250V249H7ZM7 250H5V251H3V253H1V251H0V257H2V256H4L5 255V257L8 255L7 253L5 254V252L7 251ZM12 250V251H13ZM21 250V249H20ZM27 250H28V248H27ZM29 250V251H30ZM36 250V249H35ZM34 250V251H35ZM50 250V249H49ZM53 250V249H52ZM59 251V249H57L56 248V251ZM106 250V249H105ZM149 250H150V246H149ZM148 250V251H149ZM260 250V249H259ZM10 251V250H9ZM13 251V252H14ZM16 251H18L17 249H16ZM15 251V252H16ZM33 251V252H34ZM39 251V250H38ZM47 251V250H46ZM84 251V250H83ZM173 251H176V252H173ZM206 251H208L209 252V256L206 258V259H204L203 258V256H202V258L204 259V261H199L198 259H197V257L199 258V257H201L200 255L201 254H203V253H205ZM245 251L248 253V252H250V251H247V249H245ZM252 251H254V253H256V251H258V250H252ZM12 252V253H13ZM31 252H32V250H31ZM48 252V251H47ZM78 252V251H77ZM89 252V253H90ZM179 252H181V254H179ZM259 252V251H258ZM257 252V253H258ZM260 252H261V250H260ZM20 253V252H19ZM25 253V254H24ZM35 253V252H34ZM39 253V252H38ZM37 253V250H36V253L34 254V255H36V254H38ZM51 253V252H50ZM53 253H54V251H53ZM62 253H64V252H62ZM74 253V252H73ZM78 253H80V252H78ZM77 253V254H78ZM81 253H83L82 251H81ZM86 253V252H85ZM84 253V254H85ZM145 253V252H144ZM150 253V252H149ZM175 253V255H177V256H175V255H173ZM251 253H253V252H251ZM4 254V255H3ZM15 254V253H14ZM17 254H18V252H17ZM57 254V253H56ZM71 255H72V253H70ZM95 254H93V255H95ZM208 254V253H207ZM10 255H11V253H10ZM16 255V254H15ZM20 255V254H19ZM40 255V254H39ZM49 255H51V254H49ZM49 255H48V257H49ZM64 255V254H63ZM95 255V256H96ZM104 254L102 253V256H103ZM106 255V257H107V254H105ZM223 255V256H222ZM242 255V254H241ZM248 255H250V254H248ZM14 256V255H13ZM18 256V255H17ZM31 256H33V255H31ZM47 255L45 254V257H46ZM52 257L53 256H55V255H51ZM73 256H77L76 254L75 255H73ZM79 257L80 256H82V255H78ZM85 256V255H84ZM91 256V255H90ZM102 256H100V257H102ZM222 256V258H220V259H218L219 257H221ZM226 256V258L225 259H223L224 257ZM236 256V257H235ZM243 256V255H242ZM247 256V255H246ZM254 256L255 255H253V258H254ZM259 256V255H258ZM258 256H256V259H257V257ZM8 257H9V255H8ZM19 257V256H18ZM18 257H16V258H18ZM28 257H27V259H28ZM39 257V256H38ZM41 257H43V256H41ZM57 257V255L55 256V258ZM78 257V258H79ZM92 257V258H91ZM89 259H93L94 257L93 256H91ZM145 257V256H144ZM173 257H176V258H173ZM205 257V256H204ZM245 257V256H244ZM244 257H242L243 259H244ZM11 258V257H10ZM10 258H8V260L10 259ZM15 258V257H14ZM30 258V257H29ZM32 258V257H31ZM35 258V257H34ZM40 258V257H39ZM68 258H69V256H68ZM73 258V257H72ZM71 257H70V259H72ZM75 258V257H74ZM81 258V257H80ZM96 258V257H95ZM95 258H94V260H95ZM99 258V257H98ZM103 258V257H102ZM104 258H105V256H104ZM201 258V259H202ZM252 258V257H251ZM3 259V258H2ZM11 259H13V258H11ZM42 259V258H41ZM47 258H45V260H46ZM61 259H62V257H61ZM67 259V258H66ZM86 259V258H85ZM143 259V258H142ZM197 259V260H196ZM256 259H254V260H256ZM26 260V259H25ZM29 260V259H28ZM28 260H27V262H28ZM31 260V259H30ZM44 260V259H43ZM49 260V259H48ZM51 260V259H50ZM49 260V261H50ZM53 260V259H52ZM51 260V261H52ZM68 260V259H67ZM73 261H75V259H72ZM71 260V261H72ZM79 260V259H78ZM81 260V259H80ZM87 260H88V258H87ZM86 260V264H88L89 262ZM97 260V259H96ZM100 260V259H99ZM105 260V259H104ZM3 261H5V258L2 260V263H6V262H3ZM6 261H7V259H6ZM34 261H36V259L34 260ZM33 261V263H35ZM66 261V260H65ZM64 261V262H65ZM101 261H103L102 259H101ZM1 262V261H0ZM9 262H10V260H9ZM8 262V263H9ZM14 262H16V261H14ZM20 262H21V260H20ZM26 262V261H25ZM24 262V263H25ZM31 262H32V260H31ZM43 262V261H42ZM59 262V261H58ZM82 262H83V260H82ZM140 262V261H139ZM7 263V264H8ZM12 264H13V261L11 262ZM23 262H22V264H24ZM29 263H30V261H29ZM29 263H26V264H29ZM40 263H41V261H40ZM40 263H38V264H40ZM50 262H48L47 264H49ZM61 263V262H60ZM59 263V264H60ZM78 263H81L80 261L78 262ZM85 263V262H84ZM93 263H94V261H93ZM101 263V262H100ZM135 263V262H134ZM137 263V262H136ZM186 262H185V264H187ZM15 264V263H14ZM56 264V263H55ZM73 264V263H72ZM74 264H75V262H74ZM76 264H77V261H76ZM83 264V263H82ZM96 264V263H95ZM97 264H98V262H97Z\"/></svg>",
  "mask_w": 264,
  "mask_h": 264
}]
</instances>
